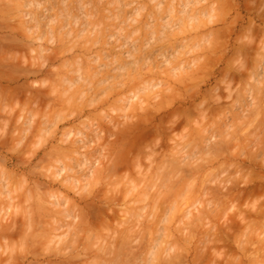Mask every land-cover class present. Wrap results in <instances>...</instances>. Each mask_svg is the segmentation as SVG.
Returning a JSON list of instances; mask_svg holds the SVG:
<instances>
[{
    "label": "rangeland",
    "instance_id": "374dc122",
    "mask_svg": "<svg viewBox=\"0 0 264 264\" xmlns=\"http://www.w3.org/2000/svg\"><path fill=\"white\" fill-rule=\"evenodd\" d=\"M185 1L186 0H0V264H87V263L88 264H100L101 260H102L101 264H106V261H109L107 262V264H114V263L115 264H144V263L145 264H148V263L156 264L155 262L157 258H159V261H157V264H163L165 262L164 261L165 255L163 251H166V253L168 252L169 254L171 252L175 253L176 251L177 252L179 251V253H177L178 255L177 254L172 255V256L174 255L176 256L175 259H177V256H179L178 258H180L181 256L180 260L178 259V261H180L179 264L181 262H182L181 264H199V263H196L200 260L198 259V261H196V257L199 253L196 255V252H200L201 248L203 249V247L205 248L202 251L205 254L208 253V255L211 257L213 255V254L211 255L212 251L214 252L216 247L219 249L218 252L215 251L216 254L220 255V256L218 255L219 259H217L218 261L217 260L214 261L216 258H218V256L215 257V259L213 260L214 262L213 263L211 262L212 264H219V263L224 264L225 262L227 263V260H229L228 264H234V261L232 260L230 261V259H228L229 257L233 258L234 256L235 258L236 257L238 259L240 258V263L238 262L239 260H236L237 262H235V264H238V263L239 264H256V262H259L257 264H263L262 262L264 261L261 262V259H262L261 256L259 257L260 259L256 257L257 254H259V252L258 253L256 252L257 254H255V251L257 250V248H259L258 246L262 242H264V227H262L264 225V214H263L264 208H262V210L259 209L261 212L258 210L259 214H257L258 212L255 213L257 215H260L261 213V216L258 218H259V221L261 219L262 223L258 221L257 224L256 223L255 225L253 224L254 227L251 224L253 221V220L251 221V219L257 218L256 217L257 215L253 214L252 216L255 218H251L250 216L251 214L248 213V211L250 210L248 209H250L254 204L257 208L258 207L261 208L259 206L260 203H261L260 205H263L262 207H264V203L262 204V202H264V193H260V191L263 192L262 190L264 189V186H263L264 184H262L264 182V179L261 180V178L264 176V171H263L264 170V160H263L264 159L263 158L264 156V153H263L264 152V144H263L264 133L263 134L261 133V131L264 132V128H263L264 122L262 123V121L264 120L260 118L262 120L261 121L262 126L260 125L261 129H259V123L257 122V120H255L256 122H254V119H253L255 118L256 115H257L256 118H258L256 109L258 110L262 107L263 110L262 109L260 110L264 111V106H263L264 105V71H263L264 70V58H263L264 55L261 54L260 52L262 51V46H264V23H263L264 22V0H199L200 1L199 3L197 0L196 1L197 5L199 4L197 7H195L197 8V11L195 10V8L190 7V4L192 3L193 0H190L191 3L189 5H188V2L190 1L188 0V2H186V6L188 5V8L186 7L187 9H185L183 5ZM172 2H174L173 6L169 4L171 6L169 7L170 8L174 7L175 10L174 8H172L168 10V12L174 13V16L177 17L176 20L175 18L174 20H172L173 15L171 13L170 14L168 12L167 13H168V16L170 15L171 17L172 21L171 20L170 21L173 22V24H175L176 26L174 25L175 27L173 28L170 26L167 27L168 25H172L171 23V24H168L166 27H164L165 23H164L163 18L167 14L165 15L163 11L165 12L166 8L168 9V3L172 4ZM205 5L206 7L208 6L210 7L209 9L207 8L206 9L211 11L212 17L210 16V12L205 9L204 7ZM202 7H204L203 8L204 10L202 9ZM180 8L182 9V11H184L183 8L185 9V11L186 10L192 11V13L190 11L188 12L186 11L188 14L184 11V14H186L190 18L191 15L189 16V12L190 14L194 13L193 15L196 16L197 19H195V17L192 18L193 15L190 19H188L186 16H185L186 18L183 17L184 14L180 12L181 11ZM192 8L194 9V12ZM177 9L180 10L179 11L180 16H181V13L183 14L181 18H179V15L176 14L178 13L176 12ZM159 10H161V13L159 12ZM216 14H218V16ZM208 15L210 17L209 19H207ZM220 15L223 17V20ZM223 15H225V17ZM168 18L166 20H169ZM177 19H180V20L182 19L181 20L182 23H178L181 21H178ZM174 21L177 24L174 23ZM214 21L215 23H213ZM166 23H170V22L167 21ZM171 33L175 34L173 35L174 38L172 37ZM176 37H178V40H176L177 39ZM215 41L216 42L218 41V44ZM261 43H263L262 46H260ZM168 44L170 45V47ZM215 46H216V50L213 49V47L215 48ZM158 49L159 50L161 49V50L159 51ZM210 50H214V52L212 53L210 52ZM236 50L237 51L239 50V51L237 52ZM263 50H264V47H263ZM173 51L175 52V56L177 55V57L173 61L171 60L170 62L172 63L170 64H172L173 66H176V68L175 70L174 68H172L170 71V68L173 66L172 65L170 66L169 63L166 64V62L167 61L169 62V60L167 59H169V57L172 56ZM174 52H173V55H174ZM235 52H236V55H235ZM256 52H260V54L262 55L261 60L260 58L258 59L257 56L255 57L257 58V61L255 60L257 63L260 60L259 65L262 64L261 67L259 65H256L254 63L255 61L253 62V59H255L254 58L255 54L257 55ZM107 53L109 54V56H107ZM237 54L239 55L237 56ZM167 56L169 57L167 58ZM258 56H259V53H258ZM164 57L165 59L167 58L165 60L166 62L162 61V59L164 60ZM236 57L240 58V60H238L239 62L236 61L237 59ZM233 58H236V59L234 60ZM245 58L246 60L243 61ZM92 59H94V62H92L93 61ZM96 59H97V62H95ZM89 60L90 61L92 60V61L90 62ZM100 60L103 64V65L100 64V66L102 65L103 66L102 68L106 66L109 69V71L111 70L112 73L105 72L108 70H105L104 71L105 73H104L101 70V72L103 73V75H101L100 70H99V72H96V73L97 75L100 73L101 76L98 75L100 78L97 77L96 74H94L95 75L94 78L90 77L91 76L90 74L93 75V73H95L96 71V68H98L96 66L97 65L99 66ZM231 61H236L237 63L234 62L235 63L234 65L233 64L230 65ZM238 63L239 65H237ZM90 65L94 66L95 71L92 69ZM89 67L92 70H89ZM251 67L253 68V70L260 68L257 71L255 70V73L257 75L252 70V72L255 74L254 75L255 77L253 76V73L250 72V70L252 69ZM99 69H101V67ZM77 70H79L78 71L79 75L76 73ZM86 73L88 74L86 75ZM248 73L249 74L251 73L252 77H249L251 75H249ZM73 76H76V78L77 76H79V78L77 79H79V81L81 82L76 83L74 81L75 78ZM105 76L109 77L108 80H103V79H107ZM98 78L100 80L102 79L100 83H99ZM143 79L146 82H148L149 79L153 80V81L149 80V82L153 83V84L150 83V86L153 85L154 87V85H156L157 83L158 85L155 86L154 90L152 86H151L152 88L150 87L151 90H149L150 88L148 89L144 87V90L146 89H148L149 91L153 90L152 91L153 94L150 92L152 95L147 90L149 94L145 93L144 94L145 97L142 96L141 94L142 92H141L140 97L141 98L143 97L142 99H140V97L137 94L138 97H135L132 100L131 96L135 94V92H133L135 90L133 91L130 90L132 88L131 86L136 88L137 87L136 85L139 84L138 81L136 80H139V82L141 83L144 81ZM67 80L68 81L73 80L74 83L77 84L76 85L77 91H78V88H80L81 85L85 83V81L88 83L91 82V84L90 83L88 85L85 84L87 87L88 86L89 87L91 86V87L90 88L88 87L89 89L85 93H82L84 91L82 92L80 91L81 93L79 92L78 94L76 92V89L68 87L69 84H70L69 86H71L74 83H70ZM260 80L263 82H261ZM103 81H106V82L104 83ZM108 81L110 82V84L112 82L114 85L116 84L115 87L117 86L116 87L117 89L113 90L114 89L113 85L112 86L109 85ZM66 82H68L69 84H67ZM103 83L106 86L109 85L111 88L109 87L107 89ZM126 83H128V85H125ZM121 84L125 86L121 88L122 87ZM147 84L148 83L143 85L142 83L143 86L149 87ZM259 84L261 86L260 90H259ZM138 86L140 89L137 87L136 91H138L137 89H139L140 91L141 90L143 91V87L141 86V84H139ZM140 86L142 87V89ZM72 87H75V86H72ZM244 88L245 89L247 88L248 93H246V90H244ZM248 88L249 89L252 88V90H248ZM257 88L258 90H256ZM82 89H86V87ZM243 90H244L245 95L241 94L243 93ZM255 90L257 91V93L255 92ZM100 93H102L103 96ZM235 93H238V94L235 95ZM125 94L128 97H131V99L130 98L128 99L127 97L128 103L125 101V99L124 101L118 102L122 98V96H124ZM146 95H150V96H146ZM238 95H241V97ZM248 95L250 97H248ZM134 96H136V94L133 95V97ZM228 96L230 97L228 98ZM118 97H119V100L116 101L115 99ZM235 97L238 98L236 99V101L238 100L237 104H239V102L241 103L239 104L240 107L238 105L237 110H236L237 104L235 105V102H236ZM139 99L141 100L142 103L140 102ZM97 100H101L102 103L101 101H97ZM137 100H139L138 102L142 106L139 104L137 106V102L136 103L134 102ZM159 101L160 102L162 101L161 102L162 107H160L159 105L160 103L156 104ZM97 102L101 104L99 105V103ZM129 102L130 103L133 102V104L131 105ZM96 103L98 104V106L96 105ZM126 103L129 104L130 106L126 105ZM219 103L220 105L218 106ZM258 103L262 105L260 108H256V107H259L257 106L259 105ZM117 105L118 106L121 105V107L119 106L120 108L118 109ZM134 105L137 106L136 109H134L135 107ZM158 105L160 107L159 109L162 108L161 109L162 111L160 110L161 112H159V110L157 111L155 110V112H153L154 109L158 108L157 107ZM241 105H242V109H241ZM216 106L218 108H216ZM230 106H233L235 108V111L232 109L233 107L230 108ZM131 109L135 110L134 111L135 114L133 113V111H131ZM124 110L126 111L125 112L126 114L123 113ZM136 110L138 111V115H139V111L142 115L138 116ZM243 110L246 113H244ZM248 110L250 112H247ZM129 111L133 114L127 120V117H128L127 115L131 114ZM147 111H149V115L151 114L150 116L148 115ZM252 111L254 113L253 114L254 117L253 116H252L253 118L251 117L253 119L251 121L249 120L251 119L249 117L252 115ZM120 112L122 114H119ZM200 112H201V115L203 113L202 116H204V119H203L204 121L202 120L203 123L202 121L200 122L201 120ZM222 112L223 114L224 113L226 114L223 115ZM237 112L243 113L245 118L244 116H242L241 113L237 114ZM144 113H146V115L148 116H146ZM156 113H158L159 115ZM123 114H124V118L123 116H121ZM216 114H220L219 117L217 118L214 117ZM246 114L247 115L249 114V115L247 116ZM163 115H166V116H164L163 118ZM187 115L189 116V118L187 117ZM261 115H262V112H261ZM141 116L142 118L149 117L148 118L149 120H146V119L144 120L145 122H148L147 125L146 123L139 125L141 124V122L138 119L141 118ZM206 116L208 118L209 116L211 117L213 116L212 119L214 121L210 118V120H208L209 122L208 123L206 120L208 118ZM151 117H152V120L150 121ZM237 117H239L240 120H242V122ZM130 118H133L132 119L133 121H136L137 119L140 123L133 124L136 122H133ZM162 118L165 119V122L164 120H161ZM235 118L237 119V121L235 120ZM193 119L195 120L196 123L194 122ZM221 119H223L222 120L223 123L221 122ZM245 119L248 122L250 121V126L252 122H254L255 125H257L258 123V126H255L252 123L253 125L251 126L252 128H249L250 126H246V124L243 123V122H246ZM110 120H112V122ZM211 120L214 123H212ZM118 121L119 123L122 122L121 124L123 123L125 124L123 125L119 123L117 124ZM128 121H130V123L132 122L134 126L137 125L135 127L139 130L135 129V127L131 125V128L134 127L133 128L134 130L132 131V129L129 127L130 123ZM218 121H220V123ZM258 121L260 122L259 118H258ZM113 122L115 125H117L115 127L116 129L115 128L113 129V126H114ZM165 123L167 124V126ZM126 124L129 127L128 129H126V126H127ZM118 125H121L120 128ZM153 126L154 127L157 126V129L154 128ZM117 127L119 128V130H117ZM124 127L127 130V133H126L127 135L129 134V132H132V134L130 133L131 135L130 134L128 135L129 138L127 136L124 137L123 135L122 138L124 137L125 138L124 140L127 139V142L120 140V142H122L121 144L120 142H118L119 141L118 138L116 139L117 145L120 144L121 145V146L119 145L120 147H122V145L123 146L125 145L124 149L126 151H123V149H121L123 151V154L126 153L124 154L125 157L122 159L123 154L121 153L122 154L121 155L120 153L117 152V151L121 152V150L119 149L120 147H117V145L115 144L116 143L115 137L117 135L119 136L120 134H124L122 133L124 131L126 132L125 129H122ZM174 127H176V129H173ZM200 127L203 129H197ZM204 127L206 128V130ZM243 127L245 128L248 127L247 133L246 131H243L245 130L243 129ZM170 129L172 130L170 131ZM240 129L241 131H243L242 133H240L241 132ZM110 130H113V133H117V131L120 132V130L121 132L120 133L118 132L117 135H115L113 133L110 134ZM144 130L145 131L147 130L146 133H144L145 132ZM195 130H197L198 132L196 133ZM201 130H203L205 134ZM258 130H261V131H258ZM97 133H102V134L100 135ZM247 134L249 135V137ZM182 135L184 137L186 136L185 137L186 140H189V138L190 139L193 138L192 140L195 141L196 139V142L192 144L193 141L190 140L191 142L188 141L187 143L182 144L186 142L185 138L182 137ZM196 135L198 137L199 135L200 136L202 135V137L205 136V138L204 139L202 137L198 138ZM258 135H263V136L261 137L259 136V139H258L257 138ZM131 137H132V140L130 139ZM138 137L139 139H137ZM181 137L184 139H180ZM119 139L121 138L119 137ZM257 139L259 142H257ZM260 139L263 140V142L260 141ZM130 140H131V143H130ZM203 140H205L204 143H203ZM113 141H115V143H113ZM133 141H134V144L132 143ZM197 141L199 142L197 143ZM75 142H79L81 147L77 148L79 147V144L77 143L75 145ZM123 142H125V144ZM72 144L75 145V147H72L73 146ZM134 145L136 146L140 145V148L138 147L135 148L136 146ZM110 146L111 147L113 146L112 149L115 148L114 150L116 153H118L117 155H121V156H118L119 158H121V161L118 158H117V161L119 160L120 163H122L121 164L123 165L122 168L118 166H113L115 164H112V167L109 169L108 166L109 165L111 166L110 163L113 162L111 160H114L115 163L117 164L115 160L116 157L114 159L115 155L113 154L115 152L111 148H109ZM131 146L133 149H135V151H133L132 148H130ZM208 146H211V147L213 146L214 148L208 149L209 148ZM74 148H77V149L75 150ZM116 148H118L119 150H117ZM172 148L173 149L175 148L176 151H174L175 149L173 150ZM255 148H258L259 150ZM260 148L261 150H263V152H260L261 151ZM100 149L102 150L100 151ZM63 150H65V153L68 150L69 151L71 150L74 152L76 151L75 153L72 152L73 155L72 153L70 154L71 151L67 152L69 153L68 155L66 156L64 155L65 157H67V159L69 156H71L69 158L71 159L69 160L70 162L72 161V157H73V162H74V157L75 158L79 157V158H76L75 161L77 159L80 160V158H82L81 161L83 159L85 160L81 162V165L85 163L82 166H80L79 164L77 167L72 168V166L75 165L74 163L72 164L71 169H73V172L75 174L72 172V170L68 171L70 169L69 167L65 171L64 166L66 165L70 166L69 165L70 162H68V160L66 161L62 160L65 158L63 156L64 153L61 156V153L59 152L60 151L63 152ZM95 150H98V152ZM111 150H112V154L109 153V151ZM155 150L159 151V153L157 151L155 152ZM183 150L184 151L188 150L189 152L185 151L186 152L185 153L183 152ZM129 151H130V154H128ZM177 151L179 153V154L177 153V157L172 156L173 154L176 155ZM179 151H181V153ZM191 151L192 153L190 154ZM207 152H210L211 155L210 153L206 155ZM249 152L250 154H248L249 155L248 156L247 153ZM212 153L213 154L215 153L214 157ZM245 153L246 155H244ZM231 154L233 155L232 157H231ZM235 154H236V157L234 156ZM184 155L185 157H183ZM216 155L219 157H217ZM225 155L226 156L228 155V156L226 157ZM192 156L193 158H191ZM211 156L213 158L217 157L216 160H214V162L215 161H219V162H215L214 163L215 165L214 164L210 165L209 164L210 162L208 163L207 161L206 163H203L205 165L200 166L203 168H199V164L201 165L203 160L205 161V159H210ZM254 156L258 159V160L256 159L257 161L263 160L262 161L263 167L261 166L262 168L258 167L259 165H256L254 163L256 162V160L252 163L248 162L250 157H252L250 159L254 160L255 159ZM178 157L180 158L183 157L182 159L179 158L180 162L178 161L181 167L178 164L175 165L177 161L176 159L174 161V158H178ZM258 157L262 159H259ZM133 159L135 160L133 161V163H131V160ZM135 161H138L137 164L139 163L138 164L139 167ZM192 161L193 162L196 161L194 165L196 166L198 165L197 170L200 169L198 171L199 173L196 170L194 171L193 167H191ZM48 162L50 164L53 163L51 164L52 166L51 168H49L50 165L47 164ZM54 162L56 165L54 164ZM127 162H130V163H127ZM173 162L174 164H172ZM185 162H187L188 164ZM189 162H190V165H189ZM211 162H213V160ZM75 163L78 164L79 163L78 160ZM134 163L138 169L134 168L135 167ZM162 163L164 164L171 163V165H173V170H175L174 174L168 173L169 171L173 172V170H169L172 167L171 165H170L171 167L169 168V165L165 164L166 168L169 171L166 170V168L163 169L162 168L163 166L159 167L160 165H162ZM124 164H127V165H124ZM253 164L255 166H253ZM259 164L261 165V163ZM118 165L120 166V164ZM129 165L132 167L130 168ZM174 165L177 167L178 166L180 167L179 168L180 170L178 169V171L180 172L181 176L180 174L175 175L177 167L175 168ZM236 165H238V167ZM242 165L246 167L244 168L242 167ZM54 166L56 167L58 166L57 169H59V167H62L60 168L61 170L59 169L61 171L60 173L58 170V177L57 178L55 177L57 181L54 179V175L57 176L56 174L57 170ZM213 166L219 169L221 167L220 170L222 173L220 171L217 172V169L215 170L214 168H212ZM113 167L115 168L118 167L119 169L117 168L116 172H114ZM185 167L189 169L188 173H187V170H185L187 169ZM223 167L226 168L224 172H223L224 170ZM236 167L240 168L241 170L244 169L243 172H247L246 170H249L251 168V170L249 171V174L248 173L247 174L250 175V178H252L254 182L253 180H251L252 182H250V179L248 180L249 178L248 175H247V178L243 176V180L241 182L240 179L242 178V176L240 177V175H245V174L241 173L242 171H240L239 169L237 171L235 170V172L237 173L238 171H240V175L239 174L235 175L233 172L234 171L233 168L236 169ZM127 168H128V171H127ZM182 168L185 171L182 172L181 171ZM209 168L210 169L212 168L214 170L212 169L209 170ZM110 170H113V172L116 174L114 175L113 173H111L112 171ZM117 170L118 171L121 170L122 176ZM140 170L142 171L140 172V174L143 173L142 175H144V178H142L143 176L139 174L138 171ZM164 170L166 171V174H168L167 176L163 172ZM206 170L208 172L210 171L209 173L213 171V173L211 174H213L215 178L217 177L215 181L216 182L218 181L217 188L220 189V191L214 187V183L216 182L214 183L213 181L211 182V179H213L212 176L206 173V175L211 177V178L209 177L210 178L209 181L207 180V177L204 174ZM67 171H68V174L69 172H72L74 175L72 173L68 175ZM190 171L191 172L193 171V172L191 173ZM201 171L202 173H200ZM255 171L257 172L259 171V172L257 173ZM261 171H263L262 172L263 174L261 173ZM117 172L120 175L119 178H118L119 175L117 174ZM194 172L198 173V175H196L198 177L195 176L196 177L195 179L191 178L192 180L191 182L189 178L191 175L194 174ZM124 173L125 174L127 173L129 175L127 174L125 175ZM148 173L151 175H149ZM154 173H156L155 176H152V174ZM259 173H260V176L262 177H260V180L259 179L257 180L254 177L258 178V175L256 174H259ZM65 174H67L66 177L71 175L73 179L69 177L70 181H68L67 180L68 178L64 177ZM147 174L148 176H146ZM157 174L159 175L160 178L159 177H158L159 179L157 178L158 182L154 183L153 188L154 186L156 187V184H157L158 189L156 188L153 189L150 182H156ZM183 174L185 175V177H187L186 179L190 180V181H187V182H190V184L187 183L188 186L183 185V183H181L184 180V178L181 179ZM200 174H203V175L200 176ZM116 175L117 177H115ZM138 175L140 176L139 178H142V179L137 178ZM169 175H170L169 180L165 181V179H167L166 177H168ZM174 175L177 176V178L172 179ZM233 175L235 176V178L236 176H238L237 177L238 179H236L235 181H239L236 183L237 185H235V183L233 184L237 186V188H235L236 191L231 190L233 187L232 188L229 187V186H232V183L234 181L233 180L234 177H232ZM130 176L136 177L135 180H131L134 177L131 178ZM164 176H165V179H164ZM227 176H229V178ZM230 176L232 177V180H233V181L231 180L232 183H230L229 181L231 179ZM149 177H152L154 181L151 179L150 182L149 181L145 182L147 181L146 180L147 178L149 180ZM201 177L204 178V181H205L204 185L201 184V182L203 183V180H200ZM75 179H77L76 180L77 183H75ZM136 179H139V180L137 181ZM219 179L221 181L223 180L224 182L223 181L221 182ZM72 180L74 181V183L72 182L71 184ZM93 180L95 181L93 182ZM113 180L115 181V183L113 182ZM129 180L130 182H128ZM195 180H198V182L196 181L197 185H195L196 184ZM119 181L121 183L117 185ZM140 181L142 182V185H144L145 183L147 184H145L144 186H141ZM164 181L166 182V184L168 183L172 184L171 182H173V184L171 185V187L169 186V188L170 189L172 188L174 192L179 190L178 189L179 185L176 188L177 186L176 184H180V187L182 185L186 186V188L189 187L190 185L191 187H189L188 189L190 190L192 194L197 190L196 191L197 193L200 192L198 195L204 193V196L200 195L202 197L200 198L201 201L199 202V197H197V194L194 193L196 194L195 198L196 197L198 198V201L196 200L197 203L194 204L195 200L192 194L189 192H186L187 189H185V187L182 188L183 190H185L184 192L187 194L183 192L184 195L182 193L180 197L179 196L180 193L177 192L178 199L179 200L181 199L183 202V200L186 198L184 197V199H182L183 196L185 195L189 196L191 194L190 196H192L191 198L193 199L194 202L191 203L192 202L191 200H189L190 202H188L187 198L189 197H187L186 198L187 200L186 199L185 200L186 202H188V204L185 202V200L183 202L184 204L182 205L178 204L179 205L178 207L181 210L182 209L184 210V206L187 205L185 207V209L186 208L188 209V210L186 209L187 214H186V210H184L186 215H184V213L182 215L174 214L175 217L176 216L177 217L176 218L173 217L174 218L173 219L169 213H171L172 210L175 213L176 212L179 213L180 209H177L175 205H173V203L177 204V202L175 200H174L175 202H173V200L170 199L172 198L173 193H168V195L166 194L167 193L166 189L168 187L167 185H165ZM219 181L220 183H222L220 185L221 186L220 188L218 187V185L220 184ZM244 181L249 182V183H246L247 187ZM138 182H140V185ZM259 182L263 186L262 187L263 189L261 188V190H259L258 192L257 191L258 187L256 186L257 187L256 188L255 185L261 186ZM158 183H160L161 185L164 183V185L162 186L163 188L159 184L161 187L160 190H159ZM191 183L194 185H192ZM253 183H255V185ZM74 184L75 185L77 184L76 185L77 187H75ZM124 184L126 185V187L123 186ZM137 184L139 186H137ZM149 184L150 186L148 187L147 185ZM205 184L207 185L205 186ZM120 185H122L124 188L123 187L121 188ZM201 185L206 187V188L204 187L205 190L201 189L202 188ZM164 186H166L167 188H165ZM227 186L231 189L228 190ZM116 187H119V188L117 189ZM130 187L133 188L135 191L131 190ZM143 187L144 189L147 188V190H144ZM127 188L131 191H129ZM149 188L152 190L150 191ZM169 188H168V192H169ZM191 188L192 189L195 188L194 189L195 191L192 192ZM240 188H241V191H240ZM246 188H248L247 191L246 190L244 191V189ZM254 188H256L257 190ZM120 189H122L121 191H123V193H124V189L130 192V193L128 191L126 192L127 196L124 195L125 193L123 194V196H125L124 200L123 198L118 199L119 196L121 197L122 195V193L120 194ZM141 189L146 191L144 192L145 194L150 192L149 196L146 197V199L143 198V195L145 197L148 194L146 195L143 194ZM155 189L157 191H155ZM182 189L180 190V192L182 191ZM242 189L246 193H244ZM249 189L250 191H248ZM252 189L257 191L258 193L255 191H251ZM115 190L116 191L119 190L118 191L119 193H116ZM137 190L139 192H137ZM208 190H211V191H208ZM230 190L232 191V193ZM160 191L162 193L165 192L168 200L170 199L172 201V205L174 206L173 207L174 209L172 208L171 210V208L169 207L171 202L168 203L166 201L165 202L162 201L163 196H164L163 197L164 200H167V199H165V194L163 196L160 195L162 194L160 193ZM212 192L214 193L217 192L216 193L217 195L214 194L213 196H210V194L211 195L213 194ZM218 192L223 194L222 196L219 193L222 196V197L219 196L220 198H229V199H225V205H228L226 207V210L222 209L225 206L221 208V205L222 204L224 205V203H221L222 200L217 203V198L219 195ZM234 192L237 195L236 196L234 194L236 196V197L234 196L236 200H237V197L239 198L237 200L238 201L237 203L235 200H233V204H232V202L230 201V198L233 199L232 196ZM252 192L256 193V194L253 193V197L251 194ZM49 193L51 196H54L57 194L59 198L57 197V195L54 197H50ZM139 193L140 195L137 196V194ZM155 193H157V195L159 193V195L162 197L157 196L158 198L156 199L154 196L156 195ZM118 194L119 196L117 197ZM131 194H133L134 197H132L133 195L130 196ZM141 194H143L142 197H140ZM175 194L176 193H174V195ZM225 194H228L229 196L228 195L225 196ZM150 195L152 198L155 199V201L157 200L156 203L162 201L163 203H166L164 204L165 207H167V204H168V209L170 210V212L167 208H165L164 213L167 210V214L172 219L171 221L172 224L170 225L169 223L170 221L167 218L168 215L166 214V218H165L164 213L163 215H161V217L164 216V219L162 220L160 218V222L161 220L162 222L163 221L165 222V223L163 222L164 224L163 227H166L165 226L166 222L169 223L170 227L169 228L167 227V229L171 230L170 231L171 235L172 234L174 235L175 240H177V242L173 240L174 239L173 237H172V240L174 242L170 241L171 239L170 235H169L170 239L167 236L169 240L168 239L166 240L168 242L169 241L172 242V244L175 243L174 245L176 247L174 245H172L174 246L173 248H171V246L168 247L167 245H170L168 243H166L167 245H165V243L164 244L162 243L163 246L162 244H160L161 246L159 245L158 241L161 240L160 238L164 236V234L163 236L162 234L160 236V233L161 232L164 233L165 230H163V228L160 229V226L162 227V225L158 223L160 224L158 228L160 229L161 232L159 231L160 233L157 234L159 229L157 230V228L154 226L155 225L154 222L155 223L156 221L158 222L159 219L158 220L156 219V221L154 220L155 218H159L160 217L159 214H161V213H158L159 211L157 210L155 214L157 213L159 217H156L157 216L156 215L154 217L153 223L150 222L149 225L154 224L153 226L156 228L157 236L155 234L156 237H154V235L153 237L158 238V235L160 236V238H158L157 240L155 239L156 241H154V239L151 238L154 241V243L158 242L159 246L157 244H152V241L150 239L152 235L149 236L150 241L149 242L147 241L148 242V245H147V242L145 241L146 237L144 236L145 230L146 228H148L147 231L150 229L149 230L150 233L153 234L155 232L153 230L155 229H153V226L150 225L152 227V231H153L152 233L151 228L146 227L145 223L148 226L147 219H151V221L153 219L154 214L153 215L151 214L152 210L156 206L162 205V203H159L158 205H156L155 201L149 202V199L147 198H150ZM169 195H170V198H169ZM247 195L250 196L251 200L249 199ZM214 196L217 198L215 199ZM246 196L249 199L248 201H245L247 199ZM114 197H117L116 201L115 199H113L112 201L113 203H111L112 199L110 200V198H114ZM129 197H132V198H129ZM54 198H56V200ZM137 198H138V201L140 200L141 202L140 201L138 202L136 200ZM142 198L147 201L145 202L144 200L143 202ZM211 198L213 199V203H215L214 201H216V203L219 204L220 207L215 203L219 208L216 205H215L216 209L215 207L213 209L208 207L209 205L207 204L206 200L207 201L209 199L212 200ZM105 199H109L110 201L108 202V200H105ZM154 199L150 198V200H154ZM130 200H132V203ZM55 201H56V204H55ZM134 201H136L137 204ZM226 201H228V203L231 202V204H226ZM53 202H54V205H53ZM182 202L178 201V203H182ZM247 202L248 203L250 202L253 205H251L250 207L249 205L250 203L248 204ZM57 203H58V206L55 208ZM126 203L128 204L126 205ZM141 203H143V206ZM149 203L151 205L154 203L153 207L155 205L156 206L152 208V206ZM210 203L212 202L210 201L209 204ZM245 203H247L246 204L247 206L249 205L248 209L245 207L246 206ZM206 204L207 206H205ZM128 205H130L131 207ZM164 205L162 207H164ZM210 205L212 207L214 206V204L213 205L210 204ZM138 206L139 207L142 206V207L139 208ZM255 206H253L252 208V210L254 211L256 210L254 208ZM136 207L139 209H136ZM204 207H207L205 208L206 211L204 212L205 214L204 217L200 213L204 219L206 218V216H209L207 214L214 215L219 210L220 211L223 210V214H221L223 216H220L221 219L218 214L216 215L219 218H214V216L216 217V215L209 216L207 220L205 219L203 221L202 219V222L204 224L200 222L201 223L200 225L199 222H198L199 224L196 222L199 219V215H200L199 212L203 211ZM131 208H135L136 209L135 212L139 210L140 214L137 216V220L136 218H134L136 216L132 215V219H133L132 221L134 220L135 221L134 222L131 221V224H130V221H128L129 219L127 217H131V216H128L131 213L130 212L127 213V212L128 210L130 211ZM55 209L58 211L60 210L61 213L60 211L57 214L51 212L52 216L55 214L52 217L49 214V211L51 210L55 211ZM124 209L127 212L124 211ZM207 209H210L212 211H209ZM64 210H66L65 211V213L67 212L66 214L63 212ZM148 210L150 211L148 212ZM183 210L180 212H183ZM237 210L242 211V212L243 210H245V212L248 210L247 213L244 212V214H247V215H244L243 213L241 214H243V217L245 219L250 218L248 219L251 221L249 222V225H251V227L249 226V228H252V227L254 228V232L251 231L253 235L251 232L249 233V236H252V238L248 237V233H246V230H247L246 228H248V225L244 224L246 222H244L245 220H243L244 218L242 217V215H240L239 217V213ZM85 211H87V213ZM132 211H131L132 214H134L135 213L134 209ZM188 211H190L194 216L197 214L196 215L197 218L195 216L197 220L193 219L196 221V222L194 221L196 223L195 225L196 227L193 226V224L195 223L192 224L193 230L195 231V233H192V234L195 239L192 237L191 234H189L191 233V231L193 232L192 229L188 228L189 225H191V223L193 222V220L192 222L189 221L190 218L192 217V214H189L190 212L188 213ZM207 211L212 212V213H208ZM124 212L127 213V216L125 215L126 217L123 214ZM233 212L235 213V215ZM251 212L254 213L253 211ZM83 213H86V214H83ZM147 213L148 214L150 213L149 216L150 215L151 216L149 217ZM63 215H66L67 217H64ZM84 215L88 221V224L86 222L85 225L89 227V224L91 223L93 227L92 228L90 226L89 227V229L91 228L90 230L87 229L86 227H84L85 229L80 228L84 226V224L83 226H81V224L85 222ZM171 215H173V213ZM189 215H191V217ZM232 215L235 216L233 217L234 219L232 218ZM182 216H184V218L186 219L184 220ZM180 217L183 221L180 219ZM202 217H200V219ZM123 218L128 219V220L125 219L126 223L124 220H122ZM229 218L232 220L230 221ZM258 218L255 220H258ZM82 219L84 220L82 221ZM165 219L166 220L168 219L169 222L166 221ZM187 219L189 222L187 221ZM240 219H242V221ZM95 220L98 222V224L100 223L103 224L102 227H101V224L98 225V227H100V228L97 227L98 230L99 229L103 230V227H104L103 232L107 231L105 232V235H103L104 233L102 231L101 232L103 234H99L105 237V239H103L102 241L104 242L102 243L104 246L101 244V240L104 237H101L98 235V232L100 230L99 231L94 230V226L95 227L97 226V223ZM102 220L108 221L110 223L109 224L107 222V226H108L107 228H105L106 222L103 223L101 222ZM116 221L120 222L122 225L124 224L126 225L130 224V225L129 226L124 225L122 227V225L120 224L117 225L118 223ZM185 222H188L189 225H187L188 226L187 228L191 231H188L187 228L185 229L186 227L185 224H187ZM78 223L80 225L79 228L81 230L76 228L79 226ZM70 224L72 226H70ZM230 224H234V225H230ZM114 225H116V227ZM131 225H132V227L130 228L131 230L134 229L133 228L134 226L137 231L139 229H141L142 233L144 231L143 234L139 233L141 232L140 230L139 232L136 233L137 235L138 234L142 235L141 239H139L140 235L136 236V234L133 233L135 234L134 236L137 237L135 239V237L132 236L133 235L132 231L130 233L129 232L130 230L129 231L127 230L129 229ZM260 225H262L261 228L258 227ZM117 226H120L122 228L118 227L119 228L118 230ZM227 226H229L230 228H233V227L234 228L230 230V228L228 229ZM255 226L258 228H255ZM143 227L145 228V230ZM204 227H206V229ZM83 229L84 230L87 229L88 231H91L93 229L94 231L92 230L90 232L92 236L90 237L88 231H84ZM123 229L124 231H122V233L124 235L126 233H130L131 235L129 234L130 236L128 237H133L135 239V240L133 239L134 241H132L130 240L131 238L130 239L128 238L129 241L128 240L127 241L129 242V244L128 242L127 243L123 242L125 245L127 244L126 248H124L125 246L121 247V245H119V243L122 242L121 240L123 237H124L123 239H127L126 236L118 232ZM125 229L127 230V232H125L126 231ZM178 229L181 230V233H183L182 229L184 231L186 230L185 233H183L184 235L183 236L184 238L182 237L183 239H185V236L187 238L191 235L189 238H187V239H190L192 237L193 239H191V242L190 240H187V242L185 240V244L189 242L190 247L187 248V246L181 242L182 240L180 239L181 238L180 231H178ZM95 231H98V232L95 233ZM207 231H209L210 235L207 233ZM212 231H214L216 234H214ZM247 231H250V229ZM86 232L88 235L86 234ZM187 232L189 234L188 236H187ZM205 232L208 235L206 239H205V236H206ZM239 232H243L242 234L246 233L245 234L246 237L250 238V240L247 241V239H245L246 237L242 234H241L242 236L240 237ZM167 233L168 231H166L165 234ZM118 234L123 236L122 238L120 236V238H118L119 240H117ZM93 235L95 236V238L96 237L97 238L95 239ZM108 235L110 237H108ZM235 236H237L238 238ZM52 237L53 239H55V241L53 239H52L53 241L48 240V238H52ZM92 237L93 239L96 240V242L94 241V243H98V244H95L96 245L95 247H93L94 243L92 242L93 243L92 244L90 242L92 240ZM113 237L115 240L112 239ZM144 237L145 239H143ZM176 237L177 238L180 237L179 238L180 240L177 239ZM242 237L244 238L240 239ZM98 238L100 240H98ZM165 238H166V235H165ZM207 238L209 241H212L210 242L212 244L209 245L210 248L208 246H204V244L205 245L208 244ZM64 239L68 240L67 243H65L66 241L62 243ZM107 239H109V242L113 240L117 244L112 241L111 243L108 244V245L111 244V246H108L106 243L108 242ZM238 239H240L244 243L240 241L241 245L240 244L238 245L239 243ZM244 239L246 241H243ZM56 240L58 241V243L56 242ZM142 240L145 241L144 244L147 245L146 247L144 245L141 246L142 243L144 242ZM162 240H165V239H162ZM202 241L204 242L206 241L207 243L206 242L204 243ZM178 242L180 243L179 245H181V247H179ZM213 243H215L216 245ZM100 244L103 247H101ZM114 244H116L115 249H112V251L108 250L110 252L108 253L107 249L113 248L112 246ZM99 245L102 249L99 247ZM106 245L108 247L107 249L104 248ZM194 245L195 246L199 245L198 247L196 246L197 247L196 252H195ZM261 245H262L261 247L264 246L263 244ZM150 246L154 249H152ZM164 246L165 247L167 246L169 249L167 247L165 248ZM213 246L215 247L213 248ZM239 246L242 247V250H241V247ZM120 247H121L120 250L117 249ZM149 247L152 249V251L149 250L150 249ZM98 248L101 249V252ZM147 248H149L148 250L151 253H153V251L156 249H157L156 251L159 250V252L160 251L162 252L157 255V253H155L156 251H154L155 255L152 256L150 254L149 255L147 254L148 256H146L145 253L147 252L146 251ZM198 248L200 249L199 251H198ZM208 248L209 250H207ZM227 248L229 252H227ZM232 248L233 249L235 248L234 251ZM95 249L96 251L99 250L97 255H96ZM105 249L107 251V252L105 251L107 255H105L106 253L103 251ZM210 249H213V250L210 251ZM225 249L226 251H224ZM204 250L207 252H205ZM243 250L244 252L242 253ZM187 251H188V254L186 253ZM202 251L200 252V255L202 254L201 256H203ZM252 251L254 252V254L252 253ZM182 252L185 255H183ZM160 254L164 256L162 257ZM171 254L170 256L167 254V256H169L168 257L169 261L171 259L172 260L171 262H174L173 264H178L177 260L175 262V259L173 260V258H170L172 257ZM262 254L264 256L263 252ZM262 254L260 252V255ZM101 255L103 256L102 258L100 257ZM208 255L206 254L205 258L204 256L202 258L207 259ZM167 256H166V259H167ZM183 256H187L188 259H186V257H183ZM201 256L199 258H201ZM209 256H208V259H210ZM254 256L258 260L256 262L254 260V263H253ZM160 257L162 259H160ZM221 257L225 259H222ZM98 258L100 261L98 260ZM182 259L183 260L186 259V260L182 261ZM208 259L206 260L207 262L209 261ZM211 259H213V257ZM110 260H113V261H110ZM161 261L162 263H160ZM206 261L205 260L203 261L202 259L201 262H204L203 264H205L207 263ZM201 262L200 264H202ZM166 263L167 261L165 262V264ZM169 263L170 262H168V264Z\"/></svg>",
    "mask_w": 264,
    "mask_h": 264
},
{
    "label": "bare ground",
    "instance_id": "6f19581e",
    "mask_svg": "<svg viewBox=\"0 0 264 264\" xmlns=\"http://www.w3.org/2000/svg\"><path fill=\"white\" fill-rule=\"evenodd\" d=\"M189 1H190V0H189ZM193 1H194V0H193ZM193 1H192V3H191V1L188 2V0H186V1L183 3L185 9L188 8V5H189L190 3H191V4H190V7H193V8H195V7H197V6L199 5V4L197 5V2H196L197 0H195L194 2H193ZM158 2H159V1H158ZM158 2H157V3H158ZM186 2H188V5H187V6H186ZM199 2H200V1L198 0V3H199ZM158 4H159V3H158ZM169 4L173 6L174 2H172V4H171V3H168V9L166 8L167 11H166V10H165V12L163 11V13H165V15L167 14V15H166L167 17L164 16V18H163V17H162V18L164 19V23H165V26H164V27H166L168 24H171V23H172V25H168L167 27L170 26V27L173 28V27H175L176 25L173 24V22H171V21L174 20V18H175V20H176L177 17L174 16V13L168 12V10L174 8V7L170 8L171 6H170ZM195 4H196V6H195ZM169 6H170V7H169ZM174 6H175V5H174ZM181 7H182V6H181ZM186 7H187V8H186ZM190 7H189V8H190ZM204 7H205V9H206V8H207V9L210 8L209 6L206 7V5H205ZM204 7H202V9H203ZM193 8H192V9H193ZM180 9H181V8H180ZM185 9L183 8L184 11H185ZM207 9H206V10H207ZM174 10H175V8H174ZM177 10H178V9H177ZM177 10H176V12H178V13L175 12L176 14L179 15L180 12H182V13L184 14V11H182V9H181V11H180V10L177 11ZM195 10L197 11V8H195ZM203 10H204V9H203ZM206 10H205V11H206ZM211 10H212V8H211ZM172 11H173V10H172ZM179 11H180V12H179ZM186 11H187V10H186ZM186 11H185V12H186ZM188 11H190V10H188ZM188 11H187V12H188ZM196 11H195V12H196ZM207 11L210 12V16H211V14H212L211 11H210V10H207ZM220 11H221V10H220ZM223 11H224V10H223ZM159 12L161 13V10H159ZM167 12H168L169 14L171 13V14L173 15L172 20H171L170 15L168 16V13H167ZM173 12H174V11H173ZM187 12H186V13H187ZM190 12L192 13V11H190ZM190 12H189V16L191 15V17H192V15H193L194 13H193V14H190ZM193 12H194V9H193ZM209 12H208V13H209ZM182 13H181V16L183 15ZM187 14H188V13H187ZM172 15H171V16H172ZM200 15H201V14H200ZM216 15L218 16V14H216ZM181 16L179 15V18H181ZM185 16H186L188 19L191 18V17L189 18L186 14H184L183 17H185ZM201 16H202V15H201ZM220 16H221V15H220ZM223 16L225 17V15H223ZM165 17H166V18H165ZM168 17H170V18H168ZM186 17H185V18H186ZM194 17H195V19H197V17L193 15L192 18H194ZM204 17H206V16H204ZM211 17H212V16H211ZM221 17H222V16H221ZM260 17H261V16H260ZM167 18H168L169 20H166ZM185 18H184V19H185ZM209 18H210V17H209V15H208L207 19H209ZM165 20H166V21H165ZM170 20H171V21H170ZM177 20H178V21H181L182 19H181V20H180V19H177ZM191 20H192V19H191ZM191 20H190V21H191ZM193 20H194V19H193ZM222 20H223V17H222ZM162 21H163V20H162ZM167 21H169L170 23H166ZM178 21H177V22H178ZM190 21H189V22H190ZM162 23H163V22H162ZM174 23H176V22L174 21ZM178 23H182V21H181V22H178ZM213 23H215V21H214ZM263 23H264V22H263ZM176 24H177V23H176ZM174 25H175V26H174ZM184 26H185V25H184ZM184 26H183V27H184ZM248 32H249V31H248ZM184 33H185V32H184ZM249 33H250V32H249ZM171 34H172V37H173V35H175L174 33H171ZM178 34H180V33H178ZM252 37H253V36H252ZM173 38H174V37H173ZM176 38H177L176 40H178V37H176ZM243 38H244V37H243ZM246 38H247V37H246ZM176 40H175V41H176ZM219 41H220V40H219ZM215 42H216V41H215ZM220 42H221V41H220ZM253 42H254V41H253ZM216 43L218 44V41H217ZM168 45H169V44H168ZM259 45H260V44H259ZM262 45H263V43H261L260 46H262ZM169 47H170V45H169ZM263 47H264V46H262V51H263V52H262V51H260V52H261V54L264 55ZM259 48H261V47H259ZM209 49H211V48H209ZM213 49L216 50V46H215V48L213 47ZM217 49H218V47H217ZM237 49H239V48H237ZM158 50H159V49H158ZM160 50H161V49H160ZM160 50H159V51H160ZM207 50H208V49H207ZM214 50H210V52L213 53ZM236 51H237V50H236ZM238 51H239V50H238ZM238 51H237V52H238ZM173 52H174V51H173ZM173 52H172V56H174V57L171 56L172 59H171V57H169V56H167V58L169 57V59L166 58L167 60H169V62H168V61H167V62L165 61V60H166L165 57H164V60L162 59V61H165L166 64H168V63H169V64L172 63V62H170V61H171V60L173 61V60L177 57V55L175 56V52H174V55H173ZM208 52H209V51H208ZM216 52H217V51H216ZM216 52H215V53H216ZM240 52H241V50H240ZM260 52H256L257 55L255 54L254 58L257 56L258 59L260 58V60H261V58H262L261 56H262V55L260 54ZM151 53H153V52H151ZM253 53H254V52H253ZM258 53H259V56H258ZM247 54H248V53H247ZM178 55H179V53H178ZM235 55H236V52H235ZM238 55H239V54H237V56H238ZM249 55H250V53H249ZM107 56H109L108 53H107ZM107 56H106V57H107ZM251 56H252V54H251ZM162 57H163V56H162ZM234 57H235V56H234ZM239 57H240V56H239ZM247 57H249V56H247ZM247 57H246V58H247ZM236 58H237V59H236ZM236 58H233V59H234V60L236 59V61L240 60V58H238V57H236ZM246 58H245L243 61H245ZM263 58H264V57H263ZM94 59H95V58H94ZM94 59H92L93 61H92V60H91V61L94 62ZM215 59H216V58H215ZM250 60H251V59H250ZM255 60L257 61V58L253 59V62H254ZM260 60L258 61V63H257L256 61H255L254 63H255L256 65H259ZM89 61H90V60H89ZM91 61H90V62H91ZM216 61H217V60H216ZM236 61H231L230 65H231V64L234 65V64H235L234 62H236ZM95 62H97V59H96ZM165 62H164V63H165ZM232 62H233V63H232ZM238 62H239V61H238ZM248 62H250V61H248ZM236 63H237V62H236ZM241 63H242V61H241ZM246 63H247V62H246ZM100 64H102L101 60L99 61V66H100ZM244 64H245V63H244ZM91 65H92V64H91ZM91 65H90V66H91ZM102 65H103V64H102ZM102 65L100 66L101 69H99L100 67H99L98 65H97V66L95 65L96 67H98V68H96V71H95V69H94V66H91L92 69L95 71V73L92 72L93 75L90 74V75H91L90 77H93V78H94V77H95L94 74L97 75L96 72H99V70H100L101 75H103V73L101 72V70H102L103 72H104L105 70H108V71H105V72H108V73L111 72V70L109 71V69H108L106 66H105L104 68H102V67H103ZM171 65H172V64H170V66H171ZM237 65H239V63H238ZM261 65H262V64H260L259 66L261 67ZM170 66H169V67H170ZM172 66H173V65H172ZM247 66H248V64H247ZM245 67H246V66H245ZM106 68H107V69H106ZM172 68H174V70H175L176 66L171 67V68H170V71H171ZM229 68H230V67H229ZM235 68H236V67H235ZM243 68H244V67H243ZM251 68H252V67H251ZM251 68H250V69H251ZM92 69H90V67H89V70H92ZM231 69H232V68H231ZM259 69H260V68H258V69H254V70H253V68H252V69L250 70V72H252V70H253V72L255 73V70L257 71V70H259ZM79 70H80V69H79ZM79 70H77V72H76L78 75H79V73H78ZM174 70H172V71H174ZM247 70H248V69H247ZM247 70H246V71H247ZM232 71H233V70H232ZM246 71H245V72H246ZM260 71H261V70H260ZM263 71H264V70H263ZM89 72H90V71H89ZM105 72H104V73H105ZM248 72H249V71H248ZM253 72H252V73H253ZM90 73H91V72H90ZM100 73H99L98 75H100ZM111 73H112V72H111ZM233 73H234V72H233ZM238 73H239V71H238ZM254 73H253V76L256 74V73H255V74H254ZM257 73H259V72H257ZM87 74H88V73H86V75H87ZM240 74H241V73H240ZM248 74H249V73H248ZM98 75H97V77H99ZM101 75H100V76H101ZM110 75H111V74H110ZM237 75H238V74H237ZM249 75H251V76H249V77H252V74H251V73H250ZM256 75H257V74H256ZM82 76H83V74H82ZM66 77H67V76H66ZM73 77L75 78L74 81H75L76 83H78V82L80 83V82H81V81H79V79H77V78H79V76H77V78H76V76H73ZM80 77H81V76H80ZM105 77H106V76H105ZM105 77H104V78H105ZM254 77H255V76H254ZM256 77H257V76H256ZM99 78H100V77H99ZM99 78H98V80H99V83H100V82L102 81V79L100 80ZM106 78H107V79H103V80H108L109 77H106ZM144 79H145V78H144ZM144 79H143V80H144ZM77 80H78V81H77ZM81 80H82V79H81ZM85 80H87V79H85ZM149 80H151V79H149ZM149 80H148V82H146V81L144 80L146 83H148L147 85H148L149 87H147V86H143V85L146 84L144 81L140 83L139 80H136V81H138V83L141 84V86L143 87V91H142V90H141V91L139 90L140 88H139V86H138V85H139L138 83H137L138 85H136V86L139 88V89H137L138 91H136V88H137V87L135 88V87L131 86L133 89L131 88L130 90H132V91L135 90V91H133V92H135V94H136V96H134V97H133V95H135V94H133V95L131 96V97H132V100H133V98H135V97H138V96L140 97V96H141V95H140L141 92H142V93H141L142 96H144V94H145V93L147 94L148 92H149V93H150V92L152 93V91L154 90L155 86L158 85V83L156 84V83L154 82L156 85H154V87H153V85H151V86L153 87V90H152V91H149V90H151V88H152V87L150 86V83L153 84L152 82H149ZM67 81H68V80H67ZM71 81H72V82H71ZM74 81H73V80H69L68 82H70V83H74ZM134 81H135V80H134ZM151 81H153V80H151ZM258 81H259V80H258ZM260 81H261V80H260ZM68 82H66V83L69 84ZM103 82L105 83L106 81H103ZM108 82H109V81H108ZM120 82H121V81H120ZM120 82H119V83H120ZM261 82H263V81H261ZM64 83H65V82H64ZM76 83H74V84L71 85V86H69V85H70V84H69L68 87H71V88H73V89H76V88H77V87H76V85H77ZM83 83H84V82H83ZM89 83L91 84V82H89ZM89 83L85 81V83L82 84L81 87H82V88L86 87V89H82V88L79 86L80 88H78V91H77V89H76V92L79 94L80 91H81V92L84 91V92H82V93H85L86 91H88V89H89L91 86H90V87L88 86V87H89V88H88L85 84L88 85ZM104 83H103V84H104ZM124 83H125V82H124ZM142 83H143V85H142ZM106 84H107V83H106ZM135 84H136V82H135ZM78 85H79V84H78ZM84 85H85V86H84ZM94 85H95V84H94ZM97 85H98V83H97ZM104 85H105V84H104ZM104 85H103V86H104ZM107 85H108V84H107ZM109 85H111V86L113 85V88H114L113 90H116V89H117V88H116L117 86L115 87L116 84L114 85L113 82H112L111 84H110V82H109ZM109 85H108V86L105 85V87L108 89V88L110 87ZM117 85H118V84H117ZM125 85H128V83H126ZM125 85H124V86H125ZM133 85H134V84H133ZM228 85H229V84H228ZM261 85H263V84H261ZM72 86H75V87H72ZM101 86H102V85H101ZM121 86H122L121 88L124 87L122 84H121ZM141 86H140V87H141ZM93 87H94V86H93ZM142 87H141V89H142ZM144 87H146V88H148V89H149L150 87H151V88H150L149 90L145 88L146 90H144ZM256 87H257V86H256ZM260 87H261V86H260V84H259V90H260ZM262 87H263V86H262ZM110 88H111V87H110ZM79 89H80V90H79ZM81 89H82V90H81ZM98 90H99V88H98ZM147 90H148V92H147ZM244 90H246V93H248L247 88H246V89L244 88ZM244 90H243V93H241L242 95H245ZM248 90H252V88H250V89L248 88ZM256 90H258V88H257ZM256 90H255V92L257 93ZM110 91H111V90H110ZM117 91H118V90H117ZM145 91H146V92H145ZM81 92H80V93H81ZM143 92H144V93H143ZM154 92H155V91H154ZM149 93H148V94H149ZM151 93H150V94H151ZM251 93H252V92H251ZM100 94L102 95V93H100ZM100 94H99V95H100ZM137 94H138V96H137ZM152 94H153V93H152ZM152 94H151V95H152ZM237 94H238V93H235V95H237ZM239 94H240V93H239ZM101 95H100V96H101ZM122 95H123V94H122ZM122 95H120V96H122ZM227 95H229V94H227ZM235 95H234V96H235ZM246 95H247V94H246ZM249 95H250V94H249ZM249 95H248V97H250ZM253 95H254V94H253ZM80 96H82V95H80ZM80 96H79V98H80ZM102 96H103V95H102ZM117 96H118V95H117ZM124 96H126V97H124ZM124 96H122V98L120 97V98L123 99V100H121V99L119 100V97L116 98L115 100H116V101L119 100L118 102H121V101H124V99H125V101L128 103V99H129V98L131 99V97H128L126 94H125ZM146 96H150V95H146ZM238 96L241 97V95H238ZM127 97H128V99H127ZM144 97H145V96H144ZM229 97H230V96H228V98H229ZM240 97H239V98H240ZM142 98H143V97H142ZM142 98L140 97V99H142ZM228 98H227V99H228ZM232 98H234V97H232ZM253 98H254V97H253ZM137 99H138V98H137ZM140 99H139V100H140ZM216 99H217V98H216ZM236 99H238V98L235 97V101H236ZM135 100H136V99H135ZM139 100L134 101L135 103L137 102V106H138V104L141 105V104L138 102ZM146 100H148V99H146ZM212 100H213V99H212ZM255 100H256V99H255ZM94 101H95V100H94ZM97 101H101V100H97ZM130 101H131V100H130ZM143 101H144V99H143ZM210 101H211V100H210ZM214 101H216V100H214ZM222 101H223V100H222ZM231 101H232V100H231ZM237 101H238V100H237ZM237 101L235 102V105L237 104ZM140 102H141V100H140ZM161 102H162V101H161ZM161 102L159 101V102H157L156 104H159V103H160L159 105H160V107H162ZM217 102H218V101H217ZM97 103H99V102H97ZM97 103H96V105L98 106ZM101 103H102V101H101ZM101 103H99V105H100ZM127 103H126V105H129V104H127ZM129 103H130V102H129ZM141 103H142V102H141ZM214 103H216V102H214ZM233 103H234V102H233ZM262 103H263V102H262ZM262 103H261V104H262ZM130 104L132 105L133 102L130 103ZM239 104H241V103L239 102ZM239 104H237V106H236V107H237L236 110L238 109V105H239ZM258 104H259V103H258ZM126 105H124V106H126ZM153 105H154V104H153ZM153 105H152V106H153ZM159 105L157 106V107H158L157 109H154V110H153V112H155V110H156V111L159 110V112L162 111V110H161L162 108L159 109V108H160ZM193 105H194V104H193ZM196 105H197V103H196ZM196 105H195V106H196ZM219 105H220V103L218 104V106H219ZM230 105H231V104H230ZM243 105H244V104H243ZM119 106L121 107V105H119ZM119 106L117 105L118 109L120 108ZM129 106H130V105H129ZM134 106H135V107H134ZM134 106H133L134 109H136L137 106H136V105H134ZM141 106H142V105H141ZM233 106H234V104H233ZM233 106H230V108H232ZM246 106H247V105H246ZM257 106H259V107H256V108H260L262 105L259 104V105H257ZM263 106H264V105H263ZM122 107H123V106H122ZM155 107H156V106H155ZM228 107H229V106H228ZM239 107H240V105H239ZM127 108H129V107H127ZM127 108H126V109H127ZM131 108H132V107H131ZM143 108H144V107H143ZM192 108H193V107H192ZM216 108H218V107L216 106ZM244 108H245V107H244ZM254 108H255V107H254ZM256 108H255V109H256ZM122 109H123V108H122ZM122 109H121V110H122ZM126 109H125V110H126ZM134 109H131V111H133V113H134V111H135ZM137 109H138V108H137ZM150 109H152V108H150ZM197 109H198V108H197ZM232 109L235 111V108H234V107H233ZM232 109H231V111H232ZM239 109H240V108H239ZM241 109H242V105H241ZM255 109H254V110H255ZM260 109H262V107H261ZM260 109H258V110L256 109V113L258 114V118H259L260 122L258 121V118H256L257 115L255 116V118H253V117H254V115H253V114H254V113H253L254 110L252 111V115L249 117V118H251V117L253 116L252 118L254 119V122H256L255 120H257V122L259 123V129H261L260 125L264 122V121H262V120H264V119H263V118H264V115H263V114H264V113H263L264 111H262L263 109H262V110H260ZM125 110H124L123 113L126 112ZM139 110H140V109H139ZM160 110H161V111H160ZM202 110H204V109H202ZM223 110H225V109H223ZM244 110H245V109H244ZM244 110H243V112H244ZM251 110H252V109H251ZM259 110L262 112V115H261V112H260ZM118 111H119V110H118ZM118 111H117V112H118ZM145 111H146V110H145ZM149 111H150V110H149ZM149 111H147L148 115H149ZM225 111H227V110H225ZM240 111H241V110H240ZM245 111H246V110H245ZM258 111H259L260 113H259ZM117 112H116V113H117ZM121 112H122V111H121ZM121 112H120L119 114H122ZM129 112H130V111H129ZM129 112H128V113H129ZM136 112H137V115H138V111H137V110H136ZM159 112H158V113H159ZM204 112H205V111H204ZM247 112H250V111L248 110ZM254 112H255V111H254ZM130 113H131V112H130ZM133 113H131L130 115H127V116H128V117H127V120H128L129 117H131V115H132ZM151 113H152V112H151ZM158 113H156V114H158ZM173 113H174V112H173ZM193 113H194V112H193ZM216 113H217V112H216ZM239 113H241V112H239ZM239 113L237 112V114H239ZM244 113H246V112H244ZM125 114H126V113H125ZM134 114H135V113H134ZM144 114L146 115V113H144ZM144 114H143V115H144ZM191 114H192V112H191ZM210 114H211V113H210ZM210 114H209V115H210ZM222 114H223V112H222ZM224 114H226V113H224ZM224 114H223V115H224ZM237 114H235V115H237ZM241 114H242V116H244L243 113H241ZM250 114H251V113H250ZM139 115H142V114L140 113V111H139ZM139 115H138V116H139ZM148 115H146V116H148ZM150 115H151V114H150ZM150 115H149V116H150ZM152 115H154V114H152ZM158 115H159V114H158ZM180 115H181V114H180ZM184 115H185V114H184ZM202 115H203V113H202ZM202 115H201V112H200V116H201V117H200V118H201L200 122L204 119V116H202ZM205 115H206V114H205ZM211 115H212V114H211ZM216 115H217V116H216ZM216 115H215V116L213 115V116L217 118V117H219L220 114H216ZM229 115H231V114H229ZM246 115H247V114H246ZM248 115H249V114H248ZM248 115H247V116H248ZM259 115H260V117H259ZM121 116H123V118H124V114L121 115ZM133 116H135V115H133ZM146 116H145V117H146ZM164 116H166V115H163V118H164ZM207 116H208V115H207ZM207 116H206V117H207ZM213 116H212V117H213ZM226 116H228V115H226ZM247 116H246V117H247ZM117 117H119V116H117ZM167 117H168V116H167ZM187 117L189 118L188 115H187ZM193 117H194V116H193ZM202 117H203V118H202ZM206 117H205V119H206ZM212 117H211V116H209V118L207 117V118H208V119H206L207 122H208V120H210V118L212 119ZM221 117H222V116H221ZM224 117H225V116H224ZM231 117H232V116H231ZM262 117H263V118H262ZM136 118H138V117H136ZM136 118H135V119H136ZM141 118H142V116H141ZM141 118L138 119V120L141 122V124H139V125H142L143 123H146V125H147L148 122H145L144 120H145V119H146V120H149V119H148L149 117H148V118H147V117H146V118H142V119H141ZM163 118H162L161 120H164V122H165V119H163ZM178 118H179V117H178ZM181 118H182V117H181ZM181 118H180V119H181ZM190 118H192V117H190ZM197 118H198V117H197ZM237 118H239V117H237ZM244 118H245V116H244ZM252 118L249 119V120L252 121V120H253ZM260 118H261L262 120H261ZM130 119L132 120L133 118H130ZM158 119H159V118H158ZM166 119H167V118H166ZM171 119H172V118H171ZM194 119H195V118H194ZM194 119H193V120H194ZM198 119H199V118H198ZM230 119H231V118H230ZM138 120H137V119H136V121H133V120H132L133 122H136V123H133V124H138V123H140ZM142 120H143V122H142ZM151 120H152V117L150 118V121H151ZM172 120H173V119H172ZM172 120H171V121H172ZM195 120H196V119H195ZM195 120H194V122H195ZM212 120H213V119H212ZM212 120H211V121H212ZM216 120H217V119H216ZM222 120H223V119H221V122H222ZM235 120L237 121L236 118H235ZM235 120H234V121H235ZM239 120H240V118H239ZM247 120H248V119H247ZM110 121L112 122V120H110ZM116 121H117V120H116ZM137 121H138V122H137ZM203 121H204V120H203ZM203 121H202V123H203ZM211 121H210V123H211ZM213 121H214V120H213ZM213 121H212V123H214ZM227 121H228V120H227ZM227 121H226V122H227ZM232 121H233V120H232ZM232 121H231V122H232ZM240 121L242 122V120H240ZM240 121H239V122H240ZM245 121H246V119H245ZM261 121H262V123H261ZM114 122H115V121H114ZM114 122H113V125H114V126H113V129L117 126V125L114 124ZM128 122L130 123V121H128ZM128 122H127V123H128ZM160 122H162V121H160ZM181 122H182V120H181ZM183 122H184V121H183ZM197 122H198V121H197ZM200 122H199V123H200ZM218 122L220 123V121H218ZM246 122H247V123H246ZM246 122H243V123H245L246 126H250V121H249V122L246 121ZM254 122H252L253 125H255ZM109 123H110V122H109ZM118 123H119V121L117 122V124H118ZM121 123H122V122H121ZM121 123H119V124H121ZM169 123H170V122H169ZM195 123H196V122H195ZM199 123H198V124H199ZM208 123H209V122H208ZM222 123H223V122H222ZM228 123H229V122H228ZM248 123H249V125H248ZM252 123H251V126H253ZM258 123H257V125H255V126H258ZM123 124H125V123H123ZM123 124H121V125H123ZM133 124H132V122H131L130 125H129V127L131 128V125H133ZM165 124H166V123H165ZM171 124H172V123H171ZM225 124H227V123H225ZM225 124H224V125H225ZM121 125H118L119 128H120ZM126 125H127V124H126ZM144 125H145V124H144ZM155 125H156V124H155ZM155 125H154V126H155ZM179 125H180V124H179ZM218 125H219V124H218ZM221 125H223V124H221ZM133 126H134V125H133ZM135 126H137V125H135ZM135 126H134V127H135ZM154 126H153V127H154ZM162 126H163V125H162ZM166 126H167V124H166ZM173 126H174V125H173ZM213 126H214V125H213ZM226 126H227V125H226ZM244 126H245V125H244ZM251 126H250L249 128H252ZM261 126H262V125H261ZM129 127H128V125H127V126H126V129H128ZM134 127H133V128H134ZM138 127H140V126H138ZM158 127H159V126H158ZM163 127H164V126H163ZM119 128L117 127V130H119ZM133 128H131L132 131L134 130ZM151 128H152V127H151ZM154 128L157 129V126L154 127ZM165 128H166V127H165ZM165 128H164V129H165ZM204 128H205V127H204ZM220 128H221V127H220ZM263 128H264V127H263ZM111 129H112V128H111ZM115 129H116V128H115ZM122 129H125V127L122 128ZM126 129H125V130H126ZM135 129H137V128L135 127ZM152 129H153V128H152ZM152 129H150V130H152ZM160 129H161V127H160ZM167 129H168V128H167ZM173 129H176V127H174ZM197 129H203V128L200 127V128H197ZM210 129H212V128H210ZM243 129H245V130H243V131H246V133L248 132V131H247V130H248V127H246V128L243 127ZM129 130H130V129H129ZM129 130H128V132H129ZM137 130H139V129H137ZM142 130H143V129H142ZM142 130H141V131H142ZM150 130H149V131H150ZM158 130H159V129H158ZM171 130H172V129H170V131H171ZM205 130H206V128H205ZM114 131H115V130H114ZM144 131H145V130H144ZM146 131H147V130H146ZM146 131H145L144 133H146ZM161 131H163V130H161ZM164 131H166V130H164ZM167 131H168V130H167ZM195 131H196V133L198 132L197 130H195ZM201 131H203V130H201ZM201 131H200V133H201ZM240 131H241V129H240ZM240 131H239V132H240ZM243 131H241L240 133H242ZM258 131H261V130H258ZM94 132H95V131H94ZM115 132H116V131H115ZM118 132H119V131H117V133H118ZM120 132H121V130H120ZM120 132H119V133H120ZM154 132H155V131H154ZM159 132H160V131H159ZM203 132H204V131H203ZM210 132H211V131H210ZM112 133H113V130H110V134H112ZM117 133H113V134L117 135ZM122 133H124V134H120L119 136L117 135V136L115 137V140L118 138V140H119L118 142H120V140L127 142V139L124 140V139H125L124 137L127 136V137L129 138L128 135H129L130 133L132 134V132H129L128 135L126 134V133H127V130H126V132L124 131V132H122ZM134 133H135V132H134ZM141 133H142V132H141ZM200 133H198V134H200ZM259 133H260V132H259ZM261 133L263 134L264 132L261 131ZM97 134H100V135H101L102 133H97ZM125 134H126V135H125ZM131 134H130V135H131ZM142 134H143V133H142ZM202 134H203V133H202ZM204 134H205V132H204ZM204 134H203V135H204ZM210 134H211V133H210ZM236 134H237V133H236ZM82 135H83V134H82ZM100 135H99V136H100ZM123 135H124V137L122 138ZM143 135H144V134H143ZM149 135H150V134H149ZM152 135H153V134H152ZM157 135H158V134H157ZM161 135H162V134H161ZM166 135H167V134H166ZM166 135H165V136H166ZM247 135H248V134H247ZM94 136H95V134H94ZM94 136H93V137H94ZM112 136H113V135H112ZM139 136H140V134H139ZM155 136H156V135H155ZM190 136H191V135H190ZM190 136H189V137H190ZM193 136H194V135H193ZM196 136H197V135H196ZM209 136H210V135H209ZM209 136H208V138H209ZM259 136L261 137V136H263V135H258V136H257L258 139H259ZM119 137H120L121 139H119ZM132 137H133V135H132ZM132 137L130 138L131 140H132ZM167 137H168V136H167ZM182 137H184V136L182 135ZM182 137H181L180 139H184L186 136H185L184 138H182ZM197 137H198V136H197ZM199 137H202V135H201V136L199 135ZM199 137H198V138H199ZM206 137H207V135H206ZM248 137H249V135H248ZM263 137H264V136H263ZM94 138H95V137H94ZM100 138H102V137H100ZM143 138H144V137H143ZM160 138H162V137H160ZM202 138L204 139L205 136H203ZM202 138H200V139H202ZM137 139H139V137H138ZM187 139H188V138H187ZM192 139H193V138H191V139L189 138V140H186V138H185L186 142H184V143H182V144H185V143H187L188 141H190V140H192ZM206 139H207V138H206ZM258 139H257V142H259ZM131 140H130V143H131ZM157 140H158V139H157ZM166 140H167V139H166ZM198 140H199V139H198ZM263 140H264V139H263ZM263 140L260 139V141H262V142H263ZM134 141H135V139H134ZM134 141L132 142L133 144H134ZM180 141H181V140H180ZM192 141H193V140H192ZM204 141H205V140H203V143H204ZM207 141H208V140H207ZM255 141H256V139H255ZM255 141H253V142H255ZM79 142H80V141H79ZM79 142H75V145H76L77 143L79 144V147H77L78 145L76 146L77 148H80V147H81ZM125 142H123V143L125 144ZM136 142H137V141H136ZM141 142H142V141H141ZM190 142H191V141H190ZM194 142H196V139H195V141H193L192 144H194ZM198 142H199V141H197V143H198ZM200 142H201V140H200ZM113 143H115V141H113ZM121 143H122V142H120V144H121ZM197 143H195V144H197ZM115 144L117 145V140H116V143H115ZM120 144H118L117 147H120V146H121ZM201 144H202V143H201ZM263 144H264V142H263ZM72 145H73V144H72ZM75 145H73L72 147H75ZM119 145H120V146H119ZM252 145H253V144H252ZM258 145H259V144H258ZM260 145H261V144H260ZM113 146H114V144H113ZM113 146H112V147H113ZM132 146H133V145H132ZM132 146H131L130 148H132ZM134 146H136V145H134ZM254 146H255V145H254ZM112 147L110 146L109 148L112 149ZM115 147H116V146H115ZM137 147L140 148V145L136 146L135 148H137ZM171 147H173V146H171ZM208 147H209L208 149H210V148H214L213 146H212V147H211V146H208ZM77 148H74V149L76 150ZM124 148H125V145H124V146L122 145V147H120L119 149H120V150L123 149V151H126ZM165 148H166V147H165ZM176 148H177V147H176ZM258 148H259V147H258ZM258 148H255V149L259 150ZM74 149H72V150H74ZM114 149H115V148H113L112 150L115 152ZM116 149L119 150L118 148H116ZM172 149H173V148H172ZM172 149H171V150H172ZM174 149H175V148H174ZM174 149H173V150H174ZM186 149H187V148H186ZM188 149H189V148H188ZM253 149H254V148H253ZM78 150H79V149H78ZM101 150H102V149H100V151H101ZM112 150L109 151V153L112 154ZM117 150H116V151H117ZM132 150L135 151V149H133V148H132ZM139 150H140V149H139ZM190 150H192V149H190ZM257 150H256V151H257ZM260 150H261V148H260ZM70 151H71V150H70ZM70 151L68 150L67 152H70ZM95 151L98 152V150H95ZM123 151L121 150V152H120V151H117V152L120 153V154H121V153L123 154ZM130 151H131V150H130ZM130 151L128 152V154H130ZM156 151H157V150H155V152H156ZM174 151H176V149H175ZM185 151H188V150H185ZM185 151L183 150V152H185ZM210 151H211V150H210ZM67 152L65 153V150H63V152L60 151L59 153H61V156H62L63 153H64L63 156H64V155L66 156V155L69 154V153H67ZM72 152L75 153L76 151H75V152H74V151H71L70 154H71ZM131 152H132V151H131ZM157 152L159 153V151H157ZM179 152L181 153V151H179ZM188 152H189V151H188ZM258 152H259V151H258ZM260 152H263V150H261ZM73 153H72V155H73ZM118 153H116V152L113 153V154L115 155V156H114V159H115V157H116L115 160H116L117 164L115 163L114 160H111V161H113L114 163H113V162L110 163L111 166H110V165L108 166L109 169L112 167V164H115V165H113V166H118V167H121V168L123 167V165H121L122 163H120L121 158L118 157V156H121L122 154H121V155H117ZM137 153H138V152H137ZM149 153H150V152H149ZM158 153H156V154H158ZM171 153H172V152H171ZM173 153H175V152H173ZM177 153H178V151L176 152V155L173 154L172 156H174V157L176 156V157H177ZM185 153H186V152H185ZM191 153H192V151L190 152V154H191ZM208 153H210V152H207L206 155H207ZM241 153H242V152H241ZM263 153H264V152H263ZM124 154H126V153H124ZM124 154L122 155V159L125 157ZM178 154H179V153H178ZM212 154H213V153H212ZM214 154H215V153H214ZM214 154H213V157H214ZM248 154H250V152L247 153V155H248ZM256 154H257V153H256ZM96 155H97V154H96ZM152 155H153V154H152ZM186 155H187V154H186ZM188 155H189V154H188ZM210 155H211V153H210ZM244 155H246V153H245ZM252 155H254V154H252ZM258 155H259V154H258ZM261 155H262V154H261ZM65 156H64V157H65ZM155 156H156V155H155ZM181 156H182V154H181ZM181 156H180V157H181ZM216 156H217V155H216ZM222 156H224V155H222ZM225 156H226V155H225ZM227 156H228V155H227ZM227 156H226V157H227ZM232 156H233V155L231 154V157H232ZM234 156L236 157V154H235ZM248 156H249V155H248ZM250 156H251V155H250ZM259 156H260V155H259ZM70 157H71V156H69L68 159H67V157H65V158L62 159V160H65V161L68 160V162H70V161H69V160H71V159H69ZM133 157H134V156H133ZM169 157H170V156H169ZM180 157H178V158H174V161H175V159H176V161H177V163H176L175 165H177V164L179 165L178 161H179V158H180ZM183 157H185V155H184ZM183 157H182V158H183ZM213 157H212V156L210 157L211 160H210V159H205V161L203 160L204 162L202 161L201 165H200L199 163H197V164H199V168H203V167H200V166L205 165V164H203V163H206L207 161H208V163L210 162V163H209L210 165H211V164H214L215 162H219V161H215V162H214V160H216V158L219 157V156H217L216 158H213ZM254 157H255V156H254ZM256 157H257V155H256ZM256 157H255L254 160H253V159H250V158H252V157H250V158L248 157V158H249V161H248L247 159H246V160H247L248 162L252 163V162H254V161L257 159ZM260 157H261V156H260ZM260 157H258V158H259V159H262V158H260ZM76 158H79V157H76ZM76 158L74 157V162H73V157H72V161H71L72 163H71V162H70L71 164L69 163L70 166H67V165H66V166H64L65 168L63 167V168L65 169V171H66V169H68V167H69L70 169H69L68 171H71V170H72V172H73V169H71V166H72L73 163H74L75 165L72 166V168L77 167L79 164H80V166H82L83 164H85V163H83V164L81 165V162L84 160V159H83V160L81 161L82 158H80V160L77 159L78 162H79L78 164L75 163V162H77V160L75 161ZM117 158L120 160V161L118 160L119 163H118V161H117ZM182 158H180V159H182ZM187 158H188V157H187ZM191 158H193V156H192ZM206 158H207V157H206ZM212 158H213V159H212ZM233 158H234V157H233ZM237 158H238V157H237ZM239 158H240V157H239ZM243 158H244V157H243ZM263 158H264V156H263ZM153 159H154V158H153ZM177 159H178V160H177ZM219 159H220V158H219ZM227 159H228V158H227ZM128 160H129V159H128ZM134 160H135V159L131 160V163H133ZM137 160H138V159H137ZM193 160H194V159H193ZM212 160H213V162H211ZM222 160H224V159H222ZM233 160H234V159H233ZM244 160H245V159H244ZM257 160H258V159H257ZM257 160H256V162H258V163H256V162H254V163H255L256 165H259L258 167H261V166L263 165V162H262V161H263L264 159H263L262 161H261V160L257 161ZM84 161H85V160H84ZM95 161H96V160H95ZM125 161H126V160H125ZM138 161H139V160H138ZM138 161H135L136 164H137ZM152 161H154V160H152ZM188 161H189V160H188ZM190 161H191V159H190ZM242 161H243V160H242ZM260 161H261V162H260ZM96 162H97V161H96ZM179 162H180V161H179ZM192 162H193V161H192ZM192 162H191V164H192L191 167H193L194 171L196 170V171L198 172V171L200 170V169L197 170L198 165H197V166L194 165L196 161L193 162V163H192ZM222 162H223V161H222ZM222 162H221V163H222ZM56 163H57V162H56ZM127 163H130V162H127ZM185 163H187V162H185ZM208 163H207V164H208ZM259 163H261V165H260ZM47 164L50 165L49 168H51V167H52L51 164H53V163L50 164V163L48 162ZM54 164H55V162H54ZM66 164H67V163H66ZM76 164H77V165H76ZM93 164H94V163H93ZM118 164H120V166H119ZM138 164H139V163H138ZM138 164H137V165H138ZM165 164H166V165H169V168L172 166L169 170H173V165H171V163H165ZM165 164L162 163V165H160V166L158 165V166H159V167L163 166L162 168L165 169V168H166ZM172 164H174V162H173ZM187 164H188V163H187ZM218 164H220V163H218ZM242 164H243V162H242ZM55 165H56V164H55ZM124 165H127V164H124ZM134 165H135V163H134ZM170 165H171V166H170ZM175 165H174V166H175ZM189 165H190V162H189ZM193 165H194V166H193ZM214 165H215V164H214ZM246 165H247V164H246ZM250 165H252V164H250ZM129 166H130V165H129ZM129 166H128V167H129ZM179 166H180V165H179ZM179 166H178V167L175 166V168L177 167V168H176L177 170H176L175 175H176V174H178V175L180 174V172L178 171V169H179L181 166H180V167H179ZM236 166L238 167V165H236ZM253 166H255V165L253 164ZM253 166H252V167H253ZM54 167H55L56 170H57V171H56V172H57V173H56L57 176L54 175V179H55V177H56V178L58 177V170H59L60 168H62V167H59V169H57L58 166H57V167L54 166ZM66 167H67V168H66ZM118 167H116V168L113 167L114 172H116V169H117ZM126 167H127V166H126ZM131 167H132V166H130V168H131ZM138 167H139V165H138ZM141 167H142V166H141ZM195 167H196V168H195ZM204 167H205V166H204ZM219 167H220V166H219ZM225 167H226V166H225ZM237 167H236V169L233 168V170H234L233 172H234L235 175H236V174H237V175H238V174L240 175V171H242L241 173H244V174L246 175V176H245V175H240V177L242 176V178H241V179L239 178V179H240V181L242 182V180H243V176L247 178V175L249 174V171L251 170V168H250L249 170H246L247 172H243L244 169L241 170L240 168H237ZM242 167H244V166L242 165ZM245 167H246V166H245ZM245 167H244V168H245ZM248 167H249V166H248ZM250 167H251V166H250ZM256 167H257V166H256ZM262 167H263V166H262ZM262 167H261V168H262ZM114 168H115V169H114ZM134 168H135V169L137 168L136 165H135ZM162 168H161V169H162ZM175 168H174V169H175ZM183 168H184V167H183ZM183 168L181 169L182 172L185 171V170H187V173L189 172V171H188L189 169H188L187 167H185V168H187V169H185V170H183ZM207 168H208V167H207ZM212 168H214L215 170L217 169V172H218V171L221 172V170H220L221 167H220V169H219V168H216L215 166H213ZM212 168H211V169H212ZM64 169H63V170H64ZM107 169H108V168H107ZM109 169H108V170H109ZM118 169H119V168H118ZM137 169H138V168H137ZM211 169L209 168V170H211ZM214 169H212V170H214ZM218 169H219V170H218ZM223 169H224V170H223V172H224L226 168L223 167ZM239 169H240V171H238L239 173H238V172L236 173L235 170L237 171V170H239ZM254 169H256V168H254ZM254 169H253V171H254ZM60 170H61V169H60ZM60 170H59V173L61 172ZM113 170H110V171H112L111 173H113V174L115 175L116 173H114ZM166 170H168V169L166 168ZM169 170H168V171H169ZM179 170H180V169H179ZM201 170H202V169H201ZM258 170H260V169H258ZM53 171H55V170H53ZM68 171H67V174H68ZM100 171H101V170H100ZM117 171H118V170H117ZM127 171H128V168H127ZM136 171H137V170H136ZM206 171H207V170H206ZM206 171H205L204 174H205V176L207 177V180L209 181V179L211 178L210 176H212L213 179H211V182H212V181H213V183L216 182L215 179H216L217 177L215 178L214 175L211 174V173H213V171H212L211 173H209L210 171H209V172H208V171L206 172ZM263 171H264V170H263ZM263 171H261V173H262ZM72 172H69V174L72 173ZM118 172L120 173V175L122 174V173H121V170L118 171ZM118 172H117V174H118ZM138 172H139V174H140V172H142V171L140 170V171H138ZM138 172H137V173H138ZM163 172L165 173L166 176L168 175V174H166V171H165V170H164ZM174 172H175V170H173V172L169 171L168 173H169V174H170V173H173V174H174ZM190 172H191V171H190ZM192 172H193V171H192ZM192 172H191V173H192ZM197 172H196V173L194 172L193 175H191V174L189 173V174L191 175L189 179L191 180V178H192V179H195L196 177H198V176H196V175H198L199 172H198V173H197ZM215 172H216V171H215ZM255 172H257V171H255ZM255 172H254V174H255ZM258 172H259V171H258ZM258 172H257V173H258ZM65 173H66V172H65ZM73 173H74V172H73ZM73 173H72V174H73ZM100 173H101V172H100ZM187 173H186V174H187ZM200 173H202V171H201ZM206 173H207L208 175L210 174V176L206 175ZM221 173H222V172H221ZM221 173H220V174H221ZM247 173H248V174H247ZM251 173H252V172H251ZM54 174H55V173H54ZM67 174H65L64 177H66ZM69 174H68V175H69ZM74 174H75V173H74ZM74 174H73V175H74ZM124 174H125V173H124ZM126 174H127V173H126ZM126 174H125V175H126ZM142 174H143V173H142ZM142 174H140V175H142ZM148 174H149V173H148ZM148 174H147L146 176H148ZM155 174H156V173L152 174V176H155ZM173 174H172V175H173ZM262 174H263V173H262ZM118 175H119V174H118ZM120 175L118 176V178L120 177ZM125 175H124V176H125ZM127 175H129V174H127ZM149 175H151V174H149ZM172 175H171V176H172ZM175 175H174V177H172V179L177 178V176H175ZM202 175H203V174H200V176H202ZM218 175H219V173H218ZM256 175H258V178H257V177H254V178L257 179V180H258V179L260 180V177H262V176H260V173H259V174H256ZM59 176H60V174H59ZM121 176H122V175H121ZM124 176H123V178H124ZM142 176H143L142 178H144V175H142ZM180 176H181V174H180ZM187 176H188V175H187ZM195 176H196V177H195ZM215 176H216V175H215ZM254 176H255V175H254ZM69 177H70L71 179H73V178L71 177V175H70V176L66 177V178H68V179H67L68 181H70V180H69V179H70ZM115 177H117V175H116ZM130 177H131V176H130ZM133 177H134V176H133ZM133 177H131V178H133ZM139 177H140V176L138 175L137 178H139ZM158 177H159V175L157 174L156 179H157ZM169 177H170V175H169L168 177H166L167 179H165V176H164L165 181L169 180ZM188 177H189V176H188ZM209 177H210V178H209ZM227 177L229 178V176H227ZM230 177H231V176H230ZM232 177L235 178L234 175H233ZM232 177H231V179H230L229 181H230V183H232L233 180H234V181H233V183H232V186H229V187H231V188L233 187V188L231 189V188H229V187L227 186V187H228V188H227L228 190H229V189H231V190H235V188H237V186H235V185H237L236 183L239 182V181H235L236 179H238V178H237L238 176H236L235 179L233 178V180H232ZM248 177H249L248 180L250 179V182H252L251 180H253V179L250 178V175H248ZM251 177H252V176H251ZM263 177H264V176H263ZM263 177L261 178V180L264 179ZM118 178H117V179H118ZM123 178H122V179H123ZM135 178H136V177H134V178L131 179V180H135ZM142 178H139V179H142ZM154 178H155V177H154ZM159 178H160V177H159ZM159 178H158V179H159ZM178 178H180V177H178ZM182 178H184V180H183V182H181V183H183V185L188 186L187 183L190 184V182H187V181H190V180L186 179L187 177H185L184 174H183V176L181 177V179H182ZM202 178H203V177L200 178V180H203V183L201 182V184L204 185V182H205V181H204V178H203V179H202ZM54 179H53V180H54ZM64 179H65V178H64ZM128 179H130V178H128ZM139 179H136V180L138 181ZM145 179H146V178H145ZM151 179L153 180L152 177H149V180H148V178H147V179H146L147 181H145V182H148V181L150 182ZM158 179L156 180V182H150L152 188H153L154 183H157V182H158ZM170 179H171V178H170ZM181 179H180V180H181ZM185 179H186V180H185ZM55 180L57 181V179H55ZM65 180H66V179H65ZM76 180H77V179H75V183H77ZM119 180H121V179H119ZM180 180H178V181H180ZM205 180H206V179H205ZM219 180H220V179H219ZM231 180H232V181H231ZM244 180H245V178H244ZM94 181H95V180H93V182H94ZM143 181H144V179H143ZM153 181H154V180H153ZM165 181H164V183H165V185H167L168 188H169V186L171 187V185L173 184V182H171L172 184H169V183H168V184H169V185H168V184H166ZM174 181H175V180H174ZM178 181H177V182H178ZM185 181H186V182H185ZM196 181L198 182V180H195V183H196L195 185H197V182H196ZM220 181H221V180H220ZM220 181H219V183H220ZM222 181H223V180H222ZM222 181H221V182H222ZM225 181H226V180H225ZM227 181H228V179H227ZM255 181H256V180H255ZM65 182H67V181H65ZM72 182L74 183L73 180L71 181V184H72ZM113 182L115 183L114 180H113ZM116 182H117V180H116ZM124 182H125V181H124ZM128 182H130V180H129ZM140 182H141V181H140ZM140 182H138L139 185H140ZM184 182H185L186 184H185ZM191 182H192V180H191ZM217 182H218V181H217ZM217 182L214 183V187H215V188H217ZM223 182H224V181H223ZM253 182H254V180H253ZM119 183H121V182L119 181V182L117 183V185H118ZM122 183H123V182H122ZM132 183H133V182H132ZM164 183H163L162 185H161L160 183H158V185L160 184L161 187H162V186L164 185ZM174 183H176V182H174ZM234 183H235V185H233ZM244 183H245V185H246V187H247V184H246V183H249V182L244 181ZM259 183H260V182H259ZM143 184H144V182H143ZM145 184H147V183H145ZM145 184H144V185H145ZM191 184H192V183H191ZM215 184H216V186H215ZM221 184H222V183H220V184L218 185L219 188L221 187V186H220ZM253 184L255 185V183H253ZM253 184H252V185H253ZM262 184H264V182H263ZM68 185H69V184H68ZM74 185H75V184H74ZM76 185H77V184H76ZM76 185H75V187H77ZM115 185H116V184H115ZM115 185H114V187H115ZM117 185H116V186H117ZM139 185L137 184V186H139ZM144 185H142V182H141V186H144ZM160 185H159V190L161 189ZM176 185H177V186H176ZM176 185H175L176 188L178 187V185H179V187H180V184H176ZM181 185H182V184H181ZM183 185H182L180 188L178 187L179 190H178V191H175V192L172 190V188H171V189L169 188V192H168V188H167L166 186H164L165 188H167V189H166V190H167V193H166L167 195H168V193H173V196L171 195L172 198H170V195H169V198H170L171 200H173V202H175V201L177 202V204H174V203H173V205H175V207H176L177 209H180V208L178 207V206H179L178 204H180V205L184 204L183 202H184V200H185L187 197H189V198H187L188 200H187V199H186V200H187L188 202H190L189 200H191V201H192L191 203H193L194 201H193V199L191 198V197L193 196V197H194V200H195L194 204H196V203H197L196 200L198 201V198H197V197H199V202H200V201H201L200 198L202 197V196H200V195H203V196H204V193L198 195L200 192L197 193V192H196L197 190H196V191L194 190L195 188H194V189L191 188V189H192L191 191H192V192L195 191L194 193L197 194V197H196L197 199H196V198H195V195H196V194H194V193L192 194V193L190 192V190L188 189V188L191 187V186L189 185V187L186 188V186H183ZM192 185H194V184H192ZM202 185H201V186H202ZM206 185H207V184H205V186H206ZM245 185H244V187H245ZM249 185H250V184H249ZM260 185H261V183H260ZM70 186H71V185H70ZM72 186H73V185H72ZM120 186H121V188H122L123 186L126 187L125 184H124L123 186H122V185H120ZM132 186H133V185H132ZM141 186H140V187H141ZM147 186L149 187L150 184L147 185ZM147 186H145V187H147ZM175 186H173V187H175ZM205 186H202L201 189H204ZM250 186H251V185H250ZM256 186L258 187V190L256 189V188H257ZM263 186H264V185H263ZM263 186H262V185H261V186L255 185L256 188H254V189H256V190L259 192V190H261V188H262ZM124 187H123V188H124ZM184 187H185V189H187L186 192L191 193L192 196H190L191 194H190V195L188 194L189 196H186V195L183 196L182 199H184V197H186V198H185V199L183 200V202H182L181 199H180L181 201L178 199V196H177L178 194H177V192L180 193L179 196L181 197L182 193L185 191V190L182 189V188H184ZM192 187H194V186H192ZM214 187H212V188H214ZM224 187H225V186H224ZM116 188L118 189L119 187H116ZM130 188H131V187H130ZM141 188H142V187H141ZM154 188L158 189L157 184H156V187L154 186ZM154 188H153V189H154ZM162 188H163V187H162ZM165 188H164V189H165ZM205 188H206V187H205ZM222 188H223V187H222ZM249 188H251V187H249ZM252 188H253V187H252ZM127 189H128V188H127ZM137 189H138V187H137ZM143 189H144V187H143ZM143 189H141V191H142L143 194H145L144 192H146V191H144V190H147V188L144 189V190H143ZM149 189H150V188H149ZM149 189H148V190H149ZM156 189H155V191H157ZM181 189H182V191L180 192ZM201 189H199V190H201ZM207 189H208V188H207ZM223 189H224V188H223ZM227 189H226V190H227ZM247 189H248V188L244 189V191H245V190L247 191ZM262 189H263V188H262ZM121 190H122V189H120V194L122 193L121 197L119 196V194L117 195V197L119 196L118 199H122V198H123V200H124V197L127 196V193H126V192H127L129 189H128L127 191H126V189H124V193H125V194H124L123 191H121ZM131 190H134V189L131 188ZM131 190H129V191H131ZM151 190H152V189H150V191H151ZM162 190H163V189H162ZM162 190H161V191H162ZM170 190H172V191H170ZM176 190H177V189H176ZM204 190H205V189H204ZM204 190H203V191H204ZM214 190H215V189H214ZM217 190L220 191V189H218V188H217ZM231 190H230V191H231ZM115 191H116V190H115ZM118 191H119V190H117L116 193H119ZM129 191H128V192H129ZM134 191H135V190H134ZM139 191H140V189H139ZM139 191L137 190V192H139ZM153 191H154V190H153ZM161 191H160V193H162ZM164 191H165V190H164ZM208 191H211V190H208ZM223 191H224V190H223ZM235 191H236V190H235ZM240 191H241V188H240ZM240 191H239V192H240ZM242 191H243V189H242ZM244 191H243V192H244ZM248 191H250V189H249ZM251 191H255V190L252 189ZM257 191H255V192H257ZM262 191H263V192L260 191V193H264V189H263ZM204 192H205V191H204ZM258 192H257V193H258ZM129 193H130V192H129ZM129 193H128V195H129ZM132 193H133V192H132ZM174 193H176V194L174 195ZM184 193H185V192H184ZM184 193H183V195H184ZM212 193H213V194H212V195L210 194V196H213V195L216 194L217 192H215V193L212 192ZM219 193H220V192H218V194H219ZM224 193H225V192H224ZM231 193H232V191H231ZM244 193H246V192H244ZM253 193H254V192L251 193V194H252V197H253ZM123 194H124L125 196H123ZM143 194H141L140 197H142ZM146 194H148V195H146ZM146 194H145V195H146L145 197H144V195H143V198H145V199H146V197L149 196L150 192H148V193H146ZM155 194H156V195H154V196H155V198L157 199L158 197H162V196L165 194V192H163L162 194H160V195H162V196H160L159 193H158V195H157V193H155ZM166 194H165V199L168 200ZM185 194H187V193H185ZM220 194H221V193H220ZM220 194L218 195V198L215 197L217 194L214 196V198H215V199L217 198V203H218L219 201L222 200L221 203H224V205L222 204V205H221V208H222L223 206H225V207H223L222 209H223V210H226V207H227L228 205H225V199H229V198H220L219 196H221V195L223 196V194H221V195H220ZM234 194H235V192L233 193V196H232L233 199L230 198V201L232 202V204H233V200H235L236 203H237V202H238L237 200H238V198H239V197H237V200H236L235 197H236L237 195L235 194V195H236V196H235ZM251 194H250V195H251ZM254 194H256V193H254ZM49 195H50V193H49ZM52 195H53V194H52ZM56 195H57V194H56ZM56 195H54V196H56ZM132 195H133V194H131L130 196H132ZM139 195H140V193L137 194V196H139ZM227 195H228V194H225V196H227ZM240 195H241V194H240ZM54 196H51V195H50V197H54ZM122 196H123V197H122ZM157 196H158V197H157ZM174 196H175V197H174ZM222 196H221V197H222ZM228 196H229V195H228ZM234 196H235V197H234ZM238 196H239V195H238ZM247 196H248V195H247ZM247 196H246V198H247ZM57 197H58V195H57ZM57 197H56V198H57ZM117 197L110 198V200L112 199V200H111V203H113V202H112L113 199H115V201H116V198H117ZM132 197H134V195H133ZM132 197H129V198H132ZM140 197H138V198H140ZM163 197H164V196H163ZM163 197H162V201H163V202H165V201L168 202V203L171 202V204L169 205V207H170L171 210H172V208L174 207V206L172 205V201H171L170 199H169L170 201H169V200H168V201H167V200H164ZM173 197H174V199H173ZM176 197H177V198H176ZM180 197H179V198H180ZM248 197H249V199H250V196H248ZM252 197H251V198H252ZM56 198H54V199L56 200ZM58 198H59V197H58ZM58 198H57V199H58ZM129 198H128V199H129ZM135 198H136V196H135ZM138 198L136 199L137 201H138ZM143 198H142V199H143ZM150 198H151V199H154V198L151 197V195H150ZM150 198H147V199H149V202H151V201H152V202L155 201V199H154V200H150ZM175 198H176V199H175ZM190 198H191V199H190ZM212 198H213V197H212ZM212 198H211V199H212ZM145 199H143V202H144ZM177 199H178L179 202H182V203H178ZM215 199H214V200H215ZM219 199H220V200H219ZM231 199H232V200H231ZM249 199L247 198L245 201H248ZM59 200H60V199H59ZM105 200H108V202L110 201L109 199H105ZM123 200H122V201H123ZM174 200H175V201H174ZM186 200H185V202H186ZM223 200H224V201H223ZM240 200H241V199H240ZM250 200H251V199H250ZM99 201H100V200H99ZM130 201H131V203H132V200H130ZM130 201H129V202H130ZM139 201H140V200H139ZM139 201H138V202H139ZM146 201H147V200H145V202H146ZM162 201L156 203V202H157V200H156V201H155V204H156V205H158L159 203H162V205H159V206H156V205H155V206H156V207L154 206L155 208L153 207L154 203H153L152 205L149 203V204L152 206V208L155 209V211H154V209L152 210V208H151V206H150V208H151V210H152V213H151V212H150V213H151L152 215L154 214V215H153V219H152V221H151V219H147V222H148L147 224H148V226L146 225L145 222H144V223H145V226L151 228V231H152V227L150 226V225H152V224L149 225V223H150V222L153 223L154 217L157 215V213L155 214V212H156V210H157V211H159L158 213H161V214H159L160 217H159L158 215L156 216V217H159V218H155L154 221H156V219H157V220L159 219V221H158V222L156 221V223L154 222L155 225H154V224H153V225H154V226L157 228V230H158V229H159L158 227H159L160 224H161L162 227L160 226V229L163 228V230H165V232L163 231L164 233H162V232L160 231V229H159L158 232H157V231H156V228L152 225V226H153V229H155V230H153V231H155V232L153 233V231H152L153 234H151L150 231H149L150 229L147 231L148 228H146V230H145V228L143 227L144 230H145V234H144V236L146 237V240H145V241H146V242H147V241L149 242L151 238L154 239V241H156L158 238H160L161 234H162V236H163V234H164V236L161 237L160 239H161V240H162V239H165V240H162V241L159 240V241H158V242H159V245L162 244V243H163V244L165 243V245H167L166 243H168V244H170V245H167V246H168V247L171 246V248H173V247L175 246V245H174L175 243L172 244V242H174L173 240H175V237H174L173 234H172L173 236L171 235V232H170L171 230H170V229H169V230L167 229V227H168V228L170 227V226H169V223H170V225L172 224V223H171L172 219L170 218V216H172V218H173V217H175V215H179V214L182 215L183 213H184V215H186L188 209H187V208H186L187 210L185 209V207H186L187 205H185V206L183 205V206H184V210H186V214H185V212H184L183 209H182L183 212H180V211H182V210L180 209L179 213H177V212L175 213V212L172 210V212L169 213V214H170V216H169V215L167 214V210H166V212L164 213L165 208L168 209V204H167V207H165L164 204H166V203H163ZM208 201H209V202L211 201L212 203H210V204H212V205L214 204V206L212 207V206L209 204ZM208 201L206 200L207 204L209 205L208 207L211 208V209H213V208L215 207V205L217 204L216 201H214L216 204L213 203V199H212V200L209 199ZM230 201H229V202H230ZM235 201H234V203H235ZM57 202H58V201H57ZM103 202H105V201H103ZM124 202H126V201H124ZM134 202L137 204L136 201H134ZM140 202H141V201H140ZM188 202H186V203L188 204ZM231 202L228 203V201H226V204H231ZM131 203H130V204H131ZM247 203H248V202H247ZM247 203H245V205H246ZM249 203H250V202H249ZM249 203H248V204H249ZM263 203H264V202H262V204H263ZM55 204H56V201H55ZM127 204H128V203H126V205H127ZM141 204H142V206H143V203H141ZM194 204H193V205H194ZM207 204H206L205 206H207ZM260 204H261V203H260ZM260 204H259V206H260L261 208H259V207L257 208V207L255 206V204H254V205H253L252 203L249 204L250 207H251V205L255 206L254 208L257 210V211L255 210L256 212H255L254 210H252L253 206H252L250 209H248L249 205H248V206H247V205L245 206L248 210H250V211H248V210H247V211H248L249 214H251V215H250L251 218H255V217H253L252 215H253V214H254V215L259 214V211L262 210V208H264V207H262L263 205H260ZM53 205H54V202H53ZM139 205H140V204H139ZM163 205H164V207H162ZM171 205H172V207H171ZM176 205H177V206H176ZM189 205H190V203H189ZM189 205H188V207H189ZM217 205L219 206V204H217ZM217 205H216V206H217ZM237 205H238V204H237ZM239 205H240V204H239ZM57 206H58V203H57V205L55 206V208H56ZM128 206H130V205H128ZM142 206H141V207H142ZM183 206H182V207H183ZM210 206H211V207H210ZM218 206H217V207H218ZM231 206H232V205H231ZM234 206H235V205H234ZM130 207H131V206H130ZM138 207H139V206H138ZM141 207H139V208H141ZM160 207H162V208H160ZM191 207H192V206H191ZM219 207H220V206H219ZM219 207H218V208H219ZM229 207H230V205H229ZM232 207H233V206H232ZM236 207H237V206H236ZM139 208L136 207V209H139ZM157 208H159V209L162 210L163 212L160 211V210L157 209ZM176 208H175V210H176ZM205 208H207V207H204V208H203L204 210L199 212V214L201 213V214L203 215V217H204V215H205L204 212L206 211ZM218 208H217V210H218ZM133 209H134V212H135V210H136L135 208H131V210H130V211L128 210V212L124 209V211H126L127 213H129V212L131 213L130 215H128V216H131V217H127L129 220L125 218L126 220L130 221V224H131V221L133 220V219H132V215H133V216H136V217H134V218H136V220H137V216L140 214V213H139V210H137V212H135L136 214L134 213L135 215L132 214V212H133L132 210H133ZM173 209H174V208H173ZM215 209H216V207H215ZM222 209H221V210H222ZM236 209H237V208H236ZM241 209H242V208H241ZM259 209H260V210H259ZM168 210H169V209H168ZM207 210L212 211V210H210V209H207ZM223 210H222V211L219 210L220 212H219V211H218V212H219L220 214H219L218 212H217L216 214H218L219 217H220V216H223V215H221V214H223ZM258 210H259V211H258ZM59 211H60V210H59ZM59 211L56 210V209H55V211H54V210H51V211H49V214L52 216L51 212L57 214ZM65 211H66V210H64L63 212L65 213ZM68 211H69V209H68ZM131 211H132V212H131ZM149 211H150V210H148V212H149ZM237 211H238V213H239V217H240V215H242V217H243V214H244L245 210H243V212H242V211H239V210H237ZM247 211H246L245 213H247ZM251 211H253L254 213H252ZM85 212L87 213V211H85ZM88 212H89V211H88ZM126 212L123 213L124 216H125V215L127 216V213H126ZM169 212H170V210H169ZM189 212H190V211H188V213H189ZM202 212H203V213H202ZM207 212H208V211H207ZM207 212H206V214H207ZM221 212H222V213H221ZM234 212H235V211H234ZM234 212H233V213H234ZM250 212H251V213H250ZM257 212H258V213H257ZM260 212H261V211H260ZM60 213H61V211H60ZM60 213H59V214H60ZM66 213H67V212H66ZM66 213H65V214H66ZM86 213H83V214H86ZM125 213H126V214H125ZM137 213H138V214H137ZM150 213H149V214H150ZM163 213L165 214V215H164L165 218H166V214L168 215L167 218H168L169 221H170V222H169L168 219H167V220L165 219L166 221L169 222V223L166 222V224H167V225L165 224L166 227H163V225H164L163 222H164V221L162 222V220L164 219V216L161 217V215H163ZM172 213H173V215H174V214H175V215H174V216L171 215ZM208 213H212V212H208ZM241 213H243V214H241ZM255 213H257V214H255ZM262 213H263V212H262ZM55 214H54V215H55ZM62 214H63V213H62ZM147 214H148V213H147ZM149 214H148V216H149ZM189 214H192V213L190 212ZM201 214L199 215V219H198V220L196 219V218H197V216H196L197 214L195 215L196 218H195V216H194L193 214H192V217H191V215H189V216L191 217L189 221L192 222V220L195 219V220H197V222H196L195 220H193V222L191 223V225H189V224H188L189 221H188V219H187L188 222H185V223H187V224H185V226H186L185 229L188 227L187 225H189L188 228H190V229L193 230V226H195L196 223H198V222H199V223H200V222L203 223V222H202V219H203V221H204L205 219L207 220V218H208L209 216H214V215H216V214H214V215L207 214V215H209V216H206V218L204 219V218L202 217ZM263 214H264V213H263ZM54 215H53V216H54ZM69 215H70V214H69ZM234 215H235V213H234ZM236 215H238V214H236ZM244 215H247V214H244ZM53 216H52V217H53ZM60 216H61V215H60ZM63 216H64V217H67L66 215H63ZM86 216H87V215H86ZM88 216H89V215H88ZM111 216H112V215H111ZM126 216H125V217H126ZM150 216H151V215H150ZM150 216H149V217H150ZM187 216H188V215H187ZM193 216H194V217H193ZM260 216H261V213H260V215H257L256 217L258 218V217H260ZM47 217H48V216H47ZM82 217H83V215H82ZM114 217H115V216H114ZM122 217H123V216H122ZM176 217H177V216H176ZM176 217H175V218H176ZM178 217H179V216H178ZM200 217H202V218L200 219ZM219 217H218L217 215H216V217L214 216V218H219ZM233 217H235V216L232 215V218H233ZM237 217H238V216H237ZM242 217H241V218H242ZM43 218H44V217H43ZM84 218H85V215H84ZM130 218H131V220H130ZM146 218H148V217H146ZM160 218L162 219V220H161L162 223L160 222ZM182 218H184V216H182ZM222 218H223V217H222ZM243 218H244V217H243ZM257 218H255V219H257ZM261 218H262V217H261ZM75 219H76V217H75ZM110 219H111V218H110ZM120 219H121V218H120ZM125 219L123 218L122 220L125 221ZM173 219H174V218H173ZM180 219H181V217H180ZM185 219H186V218H184V220H185ZM210 219H211V218H210ZM220 219H221V217H220ZM229 219H230V218H229ZM233 219H234V218H233ZM236 219H237V218H236ZM246 219H247V218H246ZM246 219L244 218L243 220H245L244 222H246V223H244V224L248 225V228H249V226L251 227V225H249V222H251L252 220H253L252 223H251L252 225H253V224L255 225V223L257 224L258 221H259V218H258V220L251 219V221L248 220V219H250V218H248L247 221H246ZM262 219H263V218H262ZM83 220H84V219H82V221H83ZM92 220H93V219H92ZM92 220H91V221H92ZM122 220H121V221H122ZM149 220H150V221H149ZM181 220H182V219H181ZM200 220H201V221H200ZM231 220H232V219H230V221H231ZM240 220L242 221V219H240ZM240 220H239V221H240ZM95 221H96V220H95ZM134 221H135V220H134ZM134 221H132V222H134ZM182 221H183V220H182ZM182 221H181V222H182ZM194 221H195L196 223H195ZM234 221H235V220H234ZM237 221H238V220H237ZM256 221H257V222H256ZM86 222H87V224H88V221H87V219L85 218V222H83V223L81 224V226H83V224H84V226H83V227H80V225H79V223H78L79 226L76 227V228H78V229L81 228V229H82V228L86 227L87 229H89L90 226L92 227L91 223L89 224V227H87V225H85ZM101 222H103V223L106 222V223H105L106 226H105V225H104V226H105V228L108 227V226H107V222H108V221H105V220L103 221V220H102ZM116 222H117V221H116ZM178 222H179V221H178ZM232 222H233V221H232ZM259 222H261V219H260ZM96 223H97V226H96V227L94 226V230H98L97 227H98V225L101 224L100 222H99L100 224H98L97 221H96ZM108 223H109V222H108ZM117 223H118L117 225H119V224L122 225L120 222H117ZM125 223H126V221H125ZM127 223H128V222H127ZM158 223H160V224H158ZM164 223H165V222H164ZM182 223H183V222H182ZM193 223H195V224H193ZM199 223H198V224H199ZM201 223H200V225H201ZM234 223H235V222H234ZM240 223H241V222H240ZM247 223H248V224H247ZM261 223H262V222H261ZM261 223H260V224H261ZM109 224H110V223H109ZM130 224H129V225H130ZM178 224H179V223H178ZM192 224H193V226H192ZM198 224H197V225H198ZM203 224H204V223H203ZM74 225H75V224H74ZM102 225H103V224H101V227H102ZM124 225H126V224H124ZM124 225H122V227H123ZM129 225H126V226H129ZM133 225H134V224H133ZM156 225H157V226H156ZM230 225H234V224H230ZM230 225H229V226H230ZM237 225H238V224H237ZM254 225H253V227H254ZM262 225H263V224H262ZM262 225H260V226H258V227L261 228ZM68 226H69V225H68ZM70 226H72V225L70 224ZM75 226H76V225H75ZM114 226L116 227V225H114ZM183 226H184V225H183ZM190 226H192V227H190ZM229 226H227L228 229L230 228ZM61 227H62V226H61ZM79 227H80V228H79ZM118 227H120V226H117V228H118ZM122 227H120V228H122ZM131 227H132V225H131V226L129 227V229H127V230H128V231L130 230V231H129L130 233H131V231H132V234H133V233L136 234L137 232H139V230L141 231V229H139V230L137 231V230L135 229V227L133 226V228H134L135 231H136V232H135L133 228H132L133 230L130 229ZM195 227H196V226H195ZM231 227H233V226H231ZM253 227H252V228H249L250 231H247V230H249V229L246 228V229H247V230H246V233H248V237H250V238H252V236H249V233H250L251 231L254 232V228H253ZM258 227L255 226V228H258ZM262 227H264V225H263ZM92 228H93V227H92ZM98 228H100V227H98ZM117 228H116V229H117ZM143 228H142V229H143ZM181 228H182V227H181ZM183 228H184V227H183ZM188 228H187V229H188ZM202 228H203V227H202ZM204 228L206 229V227H204ZM233 228H234V227H233ZM233 228H230V230L233 229ZM52 229H53V228H52ZM81 229H80V230H81ZM84 229H85V228H84ZM84 229H83V230H84ZM87 229L84 230V231H88ZM90 229H91V228H90ZM90 229H89V230H90ZM207 229H208V228H207ZM262 229H263V228H262ZM70 230H71V229H70ZM74 230H75V229H74ZM92 230H93V229H92ZM92 230H91V231H92ZM94 230H93V231H94ZM99 230H100V229H99ZM99 230H98V231H99ZM103 230H104V227H103ZM103 230H100L99 232H101V231L103 232ZM118 230H119V228H118ZM118 230H117V231H118ZM125 230H126V229H125ZM127 230H126L125 232H127ZM195 230H197V229H195ZM202 230H203V229H202ZM67 231H68V230H67ZM75 231H76V230H75ZM91 231H88L90 237L92 236V235L90 234ZM98 231H95V233H97ZM122 231H124V229L121 230V231H118V232L122 233ZM159 231H160L161 233H160ZM166 231H168L167 234H165ZM178 231H180V237H181V238H180V237H179V238L182 240L181 242L184 243V245H186L187 248L190 247V246H189V242L185 244V240H186V242H187V240H190V242H191V239L194 238V236H193L192 233H195V231L193 230V232H192L191 230L188 229V231H191V233H189V234H191L192 237H193V238L191 237L190 239H187V238H189L191 235H190L189 237H187V238H186V236H185V239H183V238H184V237H183V236H184L183 233H185L186 230L184 231V230L182 229V232H183V233H181V230H180V229H178ZM215 231H216V230H215ZM244 231H245V230H244ZM80 232H81V231H80ZM99 232H98V235H99V234H103V233H104L103 235H105V232H107V231H105V232H103V233H102V232L99 233ZM125 232H124V233H125ZM156 232H157V234L160 233V236L158 235V238H154V237L157 236ZM212 232H213L214 234H216L214 231H212ZM212 232H211V234H212ZM120 233H119V234H120ZM130 233H126L125 235L122 233V235L126 236L127 239H123L124 237H123L122 235H119V234H118V236H117V240H119L118 238H120V236H121V238L123 237L122 240L120 239L122 242L119 243V245H121V247H122V246H123V247L125 246L124 248H126V245H127V244L125 245L123 242L127 243V242L129 241L128 238H129V239L131 238L130 240L134 241V240L137 238L136 236L140 235V234H138V235L136 234V236H134L135 234H133L132 236L135 237V239H134L133 237H128V236L131 235ZM139 233L143 234L144 231H143V233H142V231L139 232ZM147 233H148V235H147ZM205 233H206V232H205ZM205 233H204V234H205ZM207 233L210 235L209 231H207ZM207 233H206L205 239H206V237L208 236ZM242 233H243V232H239V234H240L239 236L241 237L242 235H244V236L246 237V235H245L246 233H244V234H242ZM251 233H252V232H251ZM86 234H87V232H86ZM127 234H128V235H127ZM129 234H130V235H129ZM155 234H156V236H155ZM189 234H188V232H187V236H188ZM237 234H238V233H237ZM237 234H236V235H237ZM241 234H242V235H241ZM62 235H63V234H62ZM62 235H61V237H62ZM69 235H70V234H69ZM87 235H88V234H87ZM95 235H96V234H95ZM103 235H99V236L104 237ZM109 235H110V234H109ZM109 235H108V237L111 236V235H110V236H109ZM151 235H152V236H151ZM153 235H154V237H153ZM165 235H166V238H165ZM169 235L171 236V239H170V236H169ZM181 235H182V236H181ZM252 235H253V233H252ZM63 236H64V235H63ZM99 236H98V237H99ZM141 236H142V235H140L139 239H141ZM147 236H148V237H147ZM149 236H151L150 239H149ZM167 236L169 237L170 241H172V242L169 241V242H170V243H169V242L166 240V239H168ZM237 236H238V235H237ZM237 236H235V237H237ZM57 237H58V236H57ZM93 237L95 238L94 235H93ZM93 237H92V240H93V241H92V240L90 241L91 243H92V242L94 243V241L96 242L95 239H96L97 237H96L95 239H93ZM108 237H107V238H108ZM145 237H144L143 239H145ZM172 237L174 238L173 240H172ZM182 237H183V238H182ZM211 237H212V235H211ZM248 237L245 238V239H247V241L250 240V238H248ZM54 238H55V236H54ZM59 238H60V237H59ZM99 238H100V237H99ZM99 238H98V240H100ZM176 238H177V237H176ZM179 238H177V239H179ZM237 238H238V237H237ZM237 238H236V239H237ZM243 238H244V237H242V238H240V239H243ZM52 239H53V237H52V238H48L49 241H53V240L55 241V239H53V240H52ZM70 239H71V237H70ZM86 239H88V238H86ZM89 239H90V238H89ZM103 239H105V237L102 238V240H101V244L104 243V242H102ZM109 239H110V238H109ZM109 239H107V240H108V242H106L107 245H108L109 243H111L113 240H115L114 237H113V238H112L113 240L109 242ZM133 239H134V240H133ZM152 239H151L152 244H157V245H158V242H155V243H154V241H153ZM155 239H156V240H155ZM169 239H168V240H169ZM180 239H179V240H180ZM194 239H195V238H194ZM240 239H238V242H239L238 245H239V244L241 245V242H242V241H241ZM245 239H244L243 241H246ZM48 240H47V241H48ZM125 240H126V241H125ZM127 240H128V241H127ZM183 240H184V241H183ZM211 240H212V239H211ZM216 240H217V239H216ZM216 240H215V241H216ZM251 240H252V239H251ZM49 241H48V242H49ZM65 241H66V242H65ZM67 241H68L67 239H64L62 243H64V242L67 243ZM69 241H70V240H69ZM71 241H72V239H71ZM104 241H106V240H104ZM132 241H131V242H132ZM142 241H144V240H142ZM145 241L142 243L141 246L144 245V246L146 247V246L148 245V242H147V245L144 244ZM160 241H161V243H160ZM163 241H165V242H163ZM166 241H167V242H166ZM207 241H208V244H207V245L204 244V246H208V247L210 248L209 245L212 244V243H210V242H212V241H209L208 238H207ZM220 241H221V240H220ZM228 241H229V240H228ZM240 241H241V242H240ZM48 242H47V243H48ZM56 242L58 243L57 240H56ZM113 242H114V241H113ZM175 242H177V240H175ZM199 242H201V241H199ZM199 242H198V243H199ZM202 242H204V241H202ZM205 242H206V241H205ZM205 242H204V243H205ZM213 242H214V240H213ZM249 242H250V241H249ZM50 243H52V242H50ZM69 243H71V242H69ZM93 243H92V244H93ZM114 243H116V242H114ZM140 243H141V242H140ZM150 243H151V242H150ZM182 243H181V244H182ZM206 243H207V242H206ZM229 243H230V242H229ZM242 243H244V242H242ZM59 244H61V243H59ZM95 244H98V243H94L93 247L96 246ZM101 244H100V245H101ZM116 244H117V243H116ZM116 244H114V245L112 246L113 248L110 247L111 249H109V248L107 247V245H106L104 248H106V249L108 248L107 251H108V250L112 251V249H115V245H116ZM122 244H123V245H122ZM128 244H129V242H128ZM163 244H162V246H163ZM176 244H177V243H176ZM179 244H180V243L178 242V245H179ZM200 244H201V243H200ZM202 244H203V243H202ZM213 244H215V243H213ZM216 244H217V242H216ZM216 244H215V245H216ZM219 244H220V243H219ZM261 244L264 245V242H262ZM261 244L258 246L260 249L257 248V250H256V251L254 250V251H255V254H257V253L259 252V254H257V256H256L257 258H259V257L261 256V258L264 259V258H263L264 256H263V254H262V252L264 253V248H263L264 246L261 247V246H262ZM55 245H56V244H55ZM100 245H99V247H100ZM102 245H103V244H102ZM102 245H101V247L104 246V245H103V246H102ZM150 245H151V244H150ZM159 245H158V246H159ZM172 245H174V246H172ZM178 245H177V246H178ZM184 245H183V246H184ZM220 245H221V244H220ZM242 245H243V244H242ZM49 246H50V245H49ZM63 246H64V245H63ZM108 246H111V244L108 245ZM160 246H161V245H160ZM167 246H166V247H167ZM194 246H195V245H194ZM196 246H197V245H196ZM196 246H195V252L197 251L196 248H197L199 245H198L197 247H196ZM218 246H219V245H218ZM230 246H231V245H230ZM47 247H48V246H47ZM101 247H100V248H101ZM116 247H117V246H116ZM121 247H120V248H117V249L120 250ZM128 247H129V246H128ZM150 247H151V246H150ZM150 247H149V248H150ZM164 247H165V246H164ZM166 247H165V248H166ZM168 247H167V248H168ZM175 247H176V246H175ZM179 247H181V245H179ZM184 247H185V246H184ZM184 247H183V248H184ZM202 247H203V246H202ZM214 247H215V246H213V248H214ZM221 247H222V246H221ZM232 247H234V246H232ZM236 247H237V246H236ZM239 247H241V246H239ZM239 247H238V248H239ZM55 248H56V247H55ZM124 248H122V249H124ZM149 248H147V250H146L147 252H148L149 250L152 251V249H154V248H152V247H151L152 249H151V248L149 249ZM171 248H170V249H171ZM187 248H186V249H187ZM199 248H201V247H199ZM199 248H198V251L200 250ZM204 248H205V247H203V249H204ZM206 248H207V247H206ZM209 248H208L207 250H209ZM262 248H263V249H262ZM96 249H97V247H96ZM96 249H95V251H96ZM98 249H99V248H98ZM101 249H102V248H101ZM101 249H99L100 252H101ZM106 249L103 250V251L105 252ZM148 249H149V250H148ZM168 249H169V248H168ZM203 249L201 248V251H202ZM221 249H222V248H221ZM232 249H233V248H232ZM234 249H235V248H234ZM234 249H233V251H234ZM255 249H256V248H255ZM258 249H259V250L262 249L263 251H262V250L259 251ZM92 250H93V249H92ZM99 250H98V251H99ZM156 250H157V249H156ZM156 250H154V251H156ZM189 250H191V249H189ZM211 250H213V249H210V251H211ZM218 250H219V249L216 247V248H215V251L218 252ZM230 250H231V249H230ZM241 250H242V247H241ZM98 251H96V255H97ZM107 251H106V252H107ZM114 251H115V250H114ZM154 251H153V253H151V252L149 251L148 253L146 252L145 254H146V256H148L149 254L153 256V255H155V253H157V255H158L159 253L162 252V251L159 252V250H158V251H156V252L154 253ZM201 251H200V252H201ZM204 251H205V250H204ZM215 251H214V252L212 251V253L210 252L211 255H212V254L214 255V256L212 255L213 259H211L212 257L209 256L208 253H206V254L210 257V259H208V256H207V259L209 260L208 262L206 261L207 259H204L206 254H205L203 251H202V253H203L204 258H202V257H203V256H201L202 254L200 255V252H196V255L199 253V254L197 255L198 258L195 256V257H196V261H198V259H200V260H199L198 262H196V263H199V264H200V262H201L202 259H203V261L205 260V261L207 262V263H205V264H208V263L212 264L214 261H216L217 259H219V256H220L219 254H216ZM220 251H221V250H220ZM222 251H223V250H222ZM224 251H226V249H225ZM106 252H105V253H106ZM205 252H207V251H205ZM227 252H229V251H228V248H227ZM243 252H244V250L242 251V253H243ZM256 252H257V253H256ZM260 252H261L262 255H260ZM108 253H110V252L108 251ZM163 253H164V255H165V259H164V261H165V262L167 261L166 264H168V262H170L169 264H173L174 262H171L172 260L170 259V261H169V259H168V257L170 256V254H171L172 252L169 254L168 252L166 253V251H163ZM165 253H166V254H165ZM177 253H179V251H178V252L176 251L175 253H172L171 256H172L173 254H177ZM182 253H183V252H182ZM186 253L188 254V251H187ZM214 253H215V254H214ZM219 253H220V252H219ZM225 253H226V252H225ZM252 253L254 254L253 251H252ZM101 254H102V253H101ZM147 254H148V255H147ZM167 254H168L169 256H167ZM187 254H186V255H187ZM204 254H205V255H204ZM223 254H224V253H223ZM226 254H227V253H226ZM94 255H95V254H94ZM98 255H99V254H98ZM105 255H107V253H106ZM105 255H104V256H105ZM160 255H161L162 257L164 256V255H162V254H160ZM177 255H178V254H177ZM179 255H180V254H179ZM183 255H185V254L183 253ZM218 255H219V256H218ZM228 255H229V254H228ZM146 256H145V258H146ZM166 256H167V259H168V260L166 259ZM200 256H201V258H199ZM217 256H218V258L215 259V257H217ZM95 257H96V256H95ZM97 257H99V256H97ZM100 257L102 258L103 256L101 255ZM143 257H144V255H143ZM178 257H179V256H177V259H175L176 256L174 255V256H172V257H170V258H173V260L175 259V262H176V260L178 261V259L180 260V258H181V256H180V258H178ZM183 257H186V259H188L187 256H183ZM226 257H227V256H226ZM221 258H222V259H225V258H223V257H221ZM221 258H220V259H221ZM160 259H162V258L160 257ZM186 259H185V260H186ZM214 259H215V260H214ZM228 259H230V261H231V260L234 261V264H235V262H237L236 260H239L238 262L240 263V258H239V259H238L237 257L235 258V256H234L233 258L229 257ZM233 259H235V260H233ZM259 259H260V258H259ZM262 259H261V262L264 261V260H262ZM94 260H95V259H94ZM98 260H99V258H98ZM185 260L182 259V261H185ZM210 260H212V261H210ZM213 260H214V261H213ZM241 260H242V258H241ZM254 260H255V262H256L258 259H256L255 256H254V258H253V263H254ZM99 261H100V260H99ZM99 261H98V262H99ZM110 261H113V260H110ZM157 261H159V258H157V260H156V262H155L156 264H157ZM162 261H163V260H162ZM162 261H161L160 263H162ZM217 261H218V260H217ZM228 261H229V260H227V263H226L225 261H224V262H225L226 264H228ZM251 261H252V260H251ZM107 262H109V261H106V264H107ZM165 262H164L163 264H165ZM179 262H180V261H178V264H179ZM211 262H212V263H211ZM220 262H221V261H220ZM261 262H260V263H261ZM91 263H93V262H91ZM101 263H102V260H101L100 264H101ZM103 263H104V262H103ZM110 263H112V262H110ZM143 263H144V262H143ZM181 263H182V262H181ZM181 263H180V264H181ZM201 263L203 264L204 262H201ZM216 263H217V262H216ZM225 263H224V264H225ZM239 263H238V264H239ZM244 263H245V262H244ZM251 263H252V262H251ZM257 263H259V262H256V264H257ZM262 263L264 264V262H262ZM87 264H88V263H87ZM114 264H115V263H114ZM144 264H145V263H144ZM148 264H150V263H148ZM219 264H220V263H219Z\"/></svg>",
    "mask_w": 264,
    "mask_h": 264
}]
</instances>
